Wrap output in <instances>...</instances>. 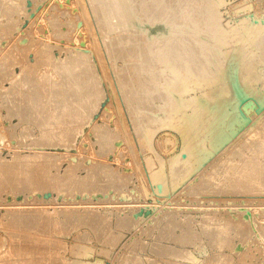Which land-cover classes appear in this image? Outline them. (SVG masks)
<instances>
[{
  "label": "rangeland",
  "instance_id": "obj_1",
  "mask_svg": "<svg viewBox=\"0 0 264 264\" xmlns=\"http://www.w3.org/2000/svg\"><path fill=\"white\" fill-rule=\"evenodd\" d=\"M97 1L98 2L96 3L95 0H89V1L88 0H16V1L0 0V20L2 19L0 21V25L2 24L1 26L3 27L2 28L0 26L1 29L0 30V164L2 163L0 165V186H1L0 187V264H85V263L86 264L88 263L89 264H132V263L133 264H175V263L176 264H206V263L218 264L220 262L223 264H232V263L233 264H264L263 261L264 260V253H263L264 252V187H263L264 166H262L264 165V157L262 155L263 157L262 158L261 154H259L261 152L264 153V148H263L264 147L263 145L264 144L263 142L264 139V100L263 99L264 98H262L264 97L263 94L264 93V56H263L264 55V42H263L264 41L263 38L264 37V0H209L210 2L213 1V3L211 2L210 4L212 8L208 4L209 3L208 0H206L205 3H203L204 0H201V2L198 0L197 1L193 0L194 3L196 2L198 4L196 3L194 4L191 0H189V2L188 0L187 1L173 0L174 3L171 6H173L174 8L169 6V4L173 2L171 0H168L170 1L169 4L165 0H141V1L131 0V4L133 5L132 7L134 8L135 11L137 10L135 14L137 16V22H138V26L136 29L130 28L131 33L129 29L125 30L121 26L122 25L121 23L123 22L119 20L118 17L119 14H117V12H119V0L118 2L116 0H113V2L112 0H108L109 2H107V0L103 2L102 0L100 1L97 0ZM180 2L181 3L184 2L183 3L184 5L181 4ZM94 4L96 5V7ZM97 4H99L102 9L100 7L97 8V6H99ZM107 4L110 5L109 6L110 10L107 8V10L109 11H106V7H108ZM174 4H176V6ZM205 4H208L209 9ZM12 5L15 7H13ZM92 6L93 8H96V10L95 9L93 10ZM141 6L142 9H140ZM189 6H193L194 8L192 7L190 8ZM161 7L165 9L162 10ZM177 7H179L180 10L177 11ZM99 8L100 11L97 12ZM115 8L118 10L117 12ZM200 8L203 10H201ZM213 8H215L216 10ZM144 9L146 10L148 9V10L146 11ZM181 9L183 11H186L187 13L182 12ZM191 9H194L195 13H197L198 16L197 14L194 13L193 10L192 12H190ZM139 10L142 11L139 12ZM164 10H166L167 12ZM93 11L94 12L96 11L97 14L98 13L99 14L97 15L96 12L94 13ZM171 11L173 14L170 13ZM199 11L201 13L200 15H199ZM204 11L206 12L202 13ZM109 12L110 13L112 12V14H109ZM159 12H161L162 14ZM164 12L165 14H163ZM174 13L176 14L180 13L179 14L180 18L179 17L176 18L177 19L176 21L174 17L175 16L177 17L178 14L177 15L175 14V16L173 17ZM215 14L218 16L219 21H217L218 18ZM114 15L116 18L115 21H114L115 19ZM162 15H164L166 19ZM182 15L183 16L185 15L187 18L185 16L183 17ZM189 15L191 18L189 17ZM208 15L210 19L209 18L205 19V17H208ZM167 16H168V20H167ZM170 17H173V19L171 18L170 20L169 19ZM197 17L199 19V23L198 20H196ZM96 18H98L99 20L100 18H102V20L103 21L105 20V22L103 23V21L100 20L102 23L100 24V21ZM189 18L190 20H188ZM200 18L201 20L204 21L206 20L205 22L209 24L205 23L204 21H200ZM214 18L216 20L212 22ZM106 20L109 22H107ZM172 20L176 22L174 23L175 26H172L174 25L173 24L174 21L169 22ZM182 20L184 21L183 23ZM178 21L180 22V24L181 23L182 24L180 25ZM115 22L117 23L115 24ZM200 22H202L204 25ZM218 22H221V24H219ZM106 23H109L111 27L108 24L106 25ZM111 23L113 24L114 27L112 26ZM187 23L189 25H187ZM89 24H91L93 27L92 26L90 27ZM103 25L104 28H101L103 27ZM177 25L179 29L178 27H176ZM213 25H216L217 27ZM191 26L192 28L193 27L194 28L192 29ZM213 27H215L216 29L215 28L213 29ZM249 28L255 30L252 31ZM106 29L107 31H105ZM170 29L173 36L172 35H169L168 37L166 36V39L171 37H173L171 39L183 38L180 40L183 42L182 44L183 46L182 47L180 46L181 48H179L180 49L179 52L177 51L178 49L174 46L171 47V49L169 50L164 49L165 51H162V49L161 50L158 49L159 46H157V44H160V42L157 43L156 41L160 39L159 35L163 33L165 34L169 33ZM247 29H249V31ZM212 30L214 31V34H212L213 33ZM244 30L247 31L248 33L245 32ZM175 31L177 32L179 31V34ZM208 31H210L211 33ZM218 31L221 33H218ZM190 32L193 34L191 35ZM224 32L226 33V35H224L225 34ZM133 33L134 35H131ZM135 33L137 40L136 38H134ZM187 34L190 37H188ZM251 34H253V36L254 35L256 36L252 37ZM188 38H190V41L187 40ZM166 39H160L159 41ZM227 39H229V41ZM244 39H246L247 42L248 41L250 42L251 45L248 42L249 47L247 45L246 40ZM186 40L187 42L190 43L184 44ZM218 40L221 45L218 43ZM221 41L226 45V47L224 44L222 46ZM141 43H143L144 45H142ZM254 43L256 44L255 47H253ZM261 43H263L262 46ZM190 44L192 46H189ZM199 44L204 45L206 48L204 46L203 48ZM259 44L260 46H258ZM135 46L138 47L137 50ZM186 46L189 48H186ZM199 46L200 48L202 47L199 50V51L202 50L201 52L198 51ZM133 47L135 49H133ZM152 47L155 49V52L154 49L152 50L150 49ZM194 47L195 49H197V54L195 50L193 51ZM259 47L263 49L262 52L261 49H259ZM173 48H175V50ZM182 48L186 50L184 51ZM256 48L258 51L256 50ZM129 49L130 50L132 49L133 52L130 51ZM156 49L158 51H156ZM172 49L174 51H171ZM203 49H205L206 52L205 50L203 51ZM138 50L140 55L138 53ZM144 50H146L145 51L146 54ZM147 50L148 53L150 50L151 52L147 54ZM259 50L261 53H263V55L259 52ZM140 51L141 52L143 51L144 55L143 53L141 54ZM108 52L110 53V55ZM117 52H119L120 54L119 53L116 54ZM134 52L137 53L134 54ZM152 52L154 56L152 55ZM157 52H162V53H160L159 56V53ZM165 52H167V54ZM173 52L176 53L172 54ZM184 52H186V54ZM187 52L190 54L188 55ZM227 52L228 53L230 52L229 54L230 58L229 55H227L228 54ZM237 52L239 53L242 52V53L240 55ZM179 53L180 54L182 53V56H180ZM193 53H195L196 55ZM231 53L233 54L231 55ZM250 53L254 57L251 58ZM200 54H201V58H200ZM210 54H213L211 56L212 57L211 59L213 60L208 58L210 57ZM214 54L217 55L218 57L215 56ZM256 54L257 55L261 54L258 55V57L260 56V58H258ZM141 55L143 57H141ZM155 55L158 59H155ZM238 55L241 56V57L239 56V58L241 59L239 58L235 59V57H238ZM74 56L76 57V59ZM127 56L129 57L128 58L129 60H127ZM149 56H151V58L148 59ZM185 56L186 58L189 57V60H191V64L194 65L190 66V63L188 62V58L187 59L183 58ZM119 57L122 59H120ZM139 57H141V60L139 59ZM145 57H146L145 61L147 60L149 63L151 62L149 60L152 59L156 61L155 63L152 60L154 62L153 67L152 66L150 67V64L147 61L146 62L143 61ZM103 58L104 60H101ZM198 58H200V60ZM204 58L205 61H203ZM249 58L251 60L250 64H248ZM161 59L163 61H161ZM208 59L210 62L208 61ZM238 59L239 61L237 62L241 68L235 62ZM135 60L136 62L137 61L140 62L139 65L138 62L137 65H135L136 63ZM172 60L177 61V65L179 64L180 67L181 66L183 67V68L181 67L182 70L181 69L179 70V66L178 68H175L176 62L174 63ZM193 60L196 62H194ZM80 61L81 62L84 61V64L83 63L81 64ZM132 61H134L135 63ZM142 61L144 62L145 66L143 65ZM178 61L180 63H178ZM202 61L206 62L207 64L209 63L211 68L209 67V65L207 66L206 63L205 66L208 69L204 68L205 66L203 65L204 63H201ZM153 62H151V64ZM182 62H184L185 64L183 65ZM197 62L200 65H198ZM251 63H255L257 68L255 64L251 65ZM162 64L163 65L165 64L166 66H163ZM240 64L241 65L243 64V66L245 65L244 68ZM201 65L204 67H202ZM236 65L238 67H236ZM138 66H141V68H139ZM193 66L194 68L196 67V71L200 74V76L203 77V79L194 70V68L189 72V70L192 69ZM198 66L199 67L201 66L204 69H201V67L199 68ZM251 67H252V71H254L253 74H255L254 77L251 71ZM148 68L151 69L150 72ZM162 68L165 70L163 71ZM209 68L213 72L210 71ZM247 68L248 71H246ZM146 69L148 70L147 72L145 71ZM83 70L85 71L83 72ZM204 70H208L213 74L216 73L217 76L215 75L216 77H214L215 78L214 79L213 74L209 73L208 71L207 72L205 71V73L210 74V75L207 74V77L209 76L208 78L211 77L210 79H208L206 76L205 77L203 76L205 75L204 73L203 75H201V73L204 72ZM174 71L176 73H174ZM245 71L248 72L249 74L245 73ZM162 72L163 75L166 76H163ZM238 72H241L242 74H248V76L245 75L243 76L240 73L241 77L243 78V80L240 79L242 81L240 82L246 88L248 87L247 88L248 90L250 89L249 92L245 91L247 93L244 92V88L242 84L239 82L238 77L240 78V74ZM156 73L159 77L160 74L163 77L157 79L156 78L157 75H154ZM179 73H181V75ZM185 73L188 74L186 75ZM190 73L192 76L190 75ZM196 73L198 74L197 76ZM219 73L222 74L219 75ZM237 74L239 76H237ZM126 76L130 77V79L127 78ZM179 76L183 78H179ZM250 76H252L253 78ZM64 77L67 78L65 79ZM148 77L151 78L148 79ZM191 77L194 79V81L196 79H199L198 80L199 84H195V82ZM152 78L157 79L158 81L154 79L152 80ZM189 78L192 79V83ZM180 79L181 80L183 79L182 80L183 82L180 81ZM175 81L176 82L179 81L177 82L179 84H177ZM206 81L209 82V85ZM215 81L220 83H217ZM54 82L57 83L55 84ZM227 82L234 85L240 83L238 84L239 89L242 86L241 88H243V90L240 89L241 92L240 93L239 90H236L233 87L234 85L233 86L231 85L232 86L231 88ZM184 83L185 85H188L189 83L191 84L188 85L189 90L187 94L185 93L182 95V93L179 92L178 89H180L184 85ZM223 83L226 86H223ZM149 84L150 86H148ZM86 85L88 87H86ZM201 85L203 86V88ZM168 87L169 88L171 87L170 89V91H172L171 93L165 90ZM225 87L228 88L230 87V89L228 88L226 89ZM154 88H156L155 91ZM190 88L192 89L190 90ZM209 88L211 90L210 94H209ZM222 88L229 90L231 93L233 91L231 89L234 88L236 92L234 94L235 97L232 94L231 95L232 98H230L231 100L228 99L229 101L223 98L225 92L222 91L225 90ZM151 89H153V91ZM256 89L263 93L258 92ZM125 90L127 93L125 92ZM131 90L133 91L131 92ZM192 90H194V92L196 91L195 92L196 94L192 92ZM90 91L93 93H91ZM177 91L180 93L178 97L184 100V102H182L180 105H177L176 99L175 101L173 100V98H176V96L179 94L177 93ZM133 92L134 95H132ZM173 92H175V94H172ZM212 92L215 93L216 98L214 97V94ZM220 92H222L223 95H221ZM142 93L144 94L143 97H142ZM258 93L263 94V96L259 94L260 97L261 96L262 97L261 98L258 97L259 96ZM156 94H158L161 100L159 98L157 99L158 96ZM208 94L209 97L210 95L212 96L211 101L214 100L213 104H211L212 102L209 101L210 98L208 97ZM204 95L205 97H203ZM218 95L221 96L220 100H219L220 97ZM131 96L134 97L135 101L132 99ZM153 96H155L156 100L154 99L153 101L150 102L151 98L153 99ZM147 97H151V98H147ZM232 99L234 103H231ZM236 99L238 105L236 104L235 101ZM119 101L121 102V104L119 103ZM139 101L141 103H139ZM220 101H223L222 104L224 105L223 106L221 104L222 106H220V108L225 107L227 102H228L227 105H229V102L231 103V105H229V108L227 105H226L227 107H225L228 108V111H226L227 109L225 108H223L224 110L221 108L222 113L224 111L223 113L224 115L222 117L220 116L222 113L218 109L220 105L219 104ZM169 102L170 103L172 102V104H170ZM183 103L186 105V107ZM190 103L192 104L190 105ZM193 103H195L196 105L198 103V105L197 106L195 104L193 105ZM208 103H210V105ZM215 103H218V107L217 104ZM169 104L172 107H167L169 106ZM232 104L234 105L233 107L235 109L232 107ZM141 105L143 106V108ZM164 106L166 107L164 108ZM179 106L182 110L178 109ZM192 106H194L195 108L199 106L200 108L199 107L198 108L201 111H198L199 110L198 108L195 109L194 111V108L192 109ZM235 106H237L239 109ZM209 107L211 108L209 109ZM183 108H187V109H183ZM206 108L209 111H207ZM214 109H216L215 114H214ZM175 110L178 113H176ZM204 110L205 113L203 114ZM232 110L236 112V115ZM40 111L43 113H39ZM170 111L172 112V114H174L173 116ZM191 111L192 114L193 113L195 114L192 116L195 117L196 119L191 117V119L193 118V122L195 123L194 125L193 124L189 125L190 126V127L188 126L189 129L187 127L188 135H190L188 136L186 135L187 131L183 132L185 130L183 127L185 122H189L187 120H188V116H191ZM198 112L202 114L200 115ZM207 112L209 113L210 117L207 116L208 115ZM229 113L230 114L232 113L231 115L233 117L230 116L231 119L230 117L228 118ZM241 113L242 116L240 115ZM176 114L178 115L176 116ZM182 114L185 115L184 118L182 117L183 116ZM218 114L221 118L218 116ZM238 114L240 116L237 117ZM203 115L205 118L202 117ZM214 115L216 117L218 116V119H216L218 122L215 119H213L216 118ZM234 116L236 117V119L239 118L241 121L239 120L236 121ZM133 117L134 119H132ZM197 118L198 121L200 120V122H196ZM204 119L209 120V125L208 122H206L207 120L205 121ZM219 121L220 123L222 122L223 124L227 121V123L230 125L228 127L227 126L228 124L225 123L226 127L225 125L222 127L223 124L222 123L220 124ZM229 121L232 122L229 123ZM213 122L215 123V126L217 128L214 126ZM237 122L238 123L240 122L241 124L240 123L238 124ZM142 123L143 125H141ZM203 123H205V125H203ZM217 123L220 125H218ZM180 126L181 128H179ZM203 126H205L206 129ZM207 126L209 127V129ZM233 126L235 127L234 130L232 129ZM98 127L101 128L99 129ZM174 127L175 128L178 127V128L175 130ZM218 127H222V128H218ZM182 128L184 129L183 131L181 130ZM210 128L212 129L214 128L213 130L216 131V134L214 133V131L212 132V129L211 131H209ZM199 129H202V131H205V133L199 132L201 131ZM224 129H226V131L229 130L227 131V133L229 132L227 134L228 137L226 134L224 135L222 134V133H226ZM94 130L96 132H94ZM190 130L194 132L191 131L192 133H189ZM222 130H224V132ZM235 130H237L236 131L237 133L231 132ZM177 131L180 133H178ZM220 131H221V135H220ZM194 133H197V136ZM208 133H210V135L213 137H209L210 135ZM231 133L235 135H231ZM115 134L119 138H117ZM181 134L182 135L184 134L183 138H186L184 139L185 141L182 140ZM217 134L219 135L217 136ZM185 135L189 138H187ZM215 135H216V139L218 137L216 142H214L216 140ZM194 136H196L198 140ZM224 137H226L229 140V142H227L228 140L225 142L224 140L226 138ZM190 138H192L193 140ZM200 138L202 139V141L199 140ZM205 138L208 140H206ZM210 138L212 139L214 145L217 144V142L219 143V145L217 144L218 147L215 145L218 149H216V147L213 145ZM230 138H232V140ZM194 139H196V141L199 142L197 143ZM204 139L205 141H203ZM187 140H191V142L190 141L186 142ZM192 141H195V143L193 144ZM207 141H209L208 143L210 144V147L208 143H206ZM219 141H221L222 143H220ZM223 141L225 144L223 143ZM200 142L202 144L205 143L204 145L207 147L202 146ZM186 143L189 144V149L191 150L187 149L188 145L186 147L185 146ZM190 143H192V145H190ZM101 144L105 150L103 149ZM194 146H197L198 148L200 146V149L198 150V148L196 147L193 148ZM211 146H213L216 150H214V148ZM184 147L187 150L191 151V153L188 152L186 149L183 150ZM201 149L204 151L202 152ZM227 149L228 150L236 149V150H233L234 152L231 153L229 152L231 150L227 152ZM192 150H194L195 152ZM206 150L207 151L210 150L211 151L210 154L212 153L213 154L209 155V153H206ZM237 150L239 152L241 151V154L238 153L237 155L238 152ZM186 151L188 152V154L190 153L191 155H193V156L190 155L192 159L189 157L188 154H186ZM214 151L216 152L214 153ZM224 151L225 153H223ZM250 151L254 153L251 154ZM255 151L258 153L257 155H254L256 154ZM192 152H194V154H192ZM203 153L205 156L208 155L210 157L207 156L206 157L207 160H206ZM226 153L230 158L227 156ZM234 153L237 155V157H235ZM244 153L247 156H243ZM203 157L205 158V160L203 159ZM197 158L202 159V162L198 161ZM219 159L224 162L222 161L220 162ZM225 160L227 161L225 162ZM237 160H239V165ZM243 160L245 161L244 163ZM234 161L237 162L235 163ZM254 161L257 162L253 164ZM175 162L178 163L179 165L176 164ZM197 162L199 165L197 164ZM174 163L176 164V166H180V163L183 166H189L190 164L188 169L192 166L189 169L191 172L185 170L183 172L184 174L182 173L178 174L180 176L179 177L173 171L174 168L173 166H175L173 165ZM193 163H195L194 166ZM232 163L238 165L237 166L238 168L235 167V169L234 168L232 169L231 167H234ZM243 164L245 165V167H243L244 166ZM103 165L105 169L103 168ZM249 165L250 167L258 166L256 168V170L258 171H255L256 174L255 172H253V174L249 176L250 178L242 173L245 171L244 169H246V167H247L246 170H249L250 168ZM228 166L230 167L231 170L228 169L229 168ZM239 169L240 171L243 169L242 172H240ZM171 170L174 173H172ZM232 170L233 172L230 173V171ZM260 170L263 172L262 173L263 177L261 175ZM201 171L203 174H201ZM158 172L161 173L159 174ZM238 173L240 174L238 175ZM232 174H234L235 176L234 175L231 176ZM255 175L257 177H255ZM93 176L95 178H93ZM118 177L119 179H117ZM229 177H231L230 179L234 177L233 181L232 180L228 181ZM239 177H241V179ZM246 177H247V182H243L246 181ZM251 177L256 181H252ZM108 178L109 179L112 178L111 179L112 181L109 180ZM238 178H239V183L241 185H239V183L238 184L235 183L236 186L232 185L233 182L238 181ZM248 179H251V181H249ZM116 182L118 185L116 184ZM256 182H258L259 184L257 183L258 185H256L255 184ZM120 183L123 185H120ZM110 184L112 185L113 188L112 187L108 188L111 186ZM119 188L120 191L122 192L119 191ZM226 189H229V192H226L228 191ZM237 190L240 192H237ZM194 192L196 197L194 195ZM236 214L240 216L238 217V215ZM127 220H129L130 222H128ZM241 221L243 222L241 223ZM131 223L133 225H131ZM169 224L170 226H168ZM237 228H240L241 230L238 231ZM225 229H228L227 230L228 234L224 233ZM242 229L244 230L247 229V230L244 231ZM220 230L221 232H217ZM193 232L194 234H192ZM168 235L170 236L171 239L169 238ZM180 237H183L185 239ZM188 237L191 241L188 239ZM257 238H259L258 241ZM185 240L188 241L189 244ZM242 240H244L245 242ZM183 241H185L186 243ZM211 243L214 245H212ZM242 243H244V245H242ZM169 253L171 255H169ZM229 257L231 260L229 259Z\"/></svg>",
  "mask_w": 264,
  "mask_h": 264
},
{
  "label": "bare ground",
  "instance_id": "obj_2",
  "mask_svg": "<svg viewBox=\"0 0 264 264\" xmlns=\"http://www.w3.org/2000/svg\"><path fill=\"white\" fill-rule=\"evenodd\" d=\"M10 1H11V0H10ZM15 1H16V0H15ZM88 1H89V0H88ZM95 1H96V3L98 2L97 0H95ZM99 1H100V0H99ZM103 1H106V0H102V2H103ZM116 1L118 2V0H116ZM140 1H141V0H140ZM140 1H139V2H140ZM165 1L168 2V4H169V2H170V1H168V0H165ZM165 1H164V2H165ZM171 1H173V0H171ZM174 1H175V0H174ZM174 1H173L171 4H169V6H171V5L174 3ZM186 1H187V0H186ZM191 1L193 2V0H191ZM196 1H197V0H196ZM198 1L201 2V0H198ZM205 1H206V0H204L203 3H205ZM208 1H209V0H208ZM22 2H23V1H22ZM93 2H94V1H93ZM93 2H92V3H93ZM107 2H109V1L107 0ZM110 2H111V1H110ZM112 2H113V0H112ZM117 2H116V3H117ZM132 2H133V1H132ZM151 2H152V1H151ZM166 2H165V3H166ZM188 2H189V0H188ZM211 2L213 3V1H211ZM211 2L209 1L208 4L210 5ZM1 3H2V2H1ZM83 3H84V2H83ZM114 3H115V2H114ZM114 3H113V4H114ZM134 3H136V2H134ZM142 3H143V1H142ZM180 3H181V2H180ZM183 3H184V2H183ZM183 3H181V4H183ZM186 3H187V2H186ZM190 3H191V2H190ZM193 3H194V2H193ZM195 3H196V2H195ZM195 3H194V4H195ZM22 4H24V3H22ZM103 4H105V3H103ZM108 4H109V3H108ZM108 4H107V5H108ZM152 4H153V3H152ZM176 4H177V2H176ZM176 4H174V5L176 6ZM187 4H188V3H187ZM196 4H198V3H196ZM208 4H205V5H207V7H208ZM214 4H216V3H214ZM94 5H95V4H94ZM94 5H93V6H94ZM97 5H99V4H97ZM116 5H118V4H116ZM135 5H136V4H135ZM135 5H134V6H135ZM140 5H141V4H140ZM140 5H139V7H140ZM147 5H148V4H147ZM156 5H157V4H156ZM161 5H162V4H161ZM164 5H165V4H164ZM178 5H179V3H178ZM178 5H177V6H178ZM183 5H184V4H183ZM185 5H186V4H185ZM189 5H191V4H189ZM201 5H202V4H201ZM217 5H219V4H217ZM12 6H13V5H12ZM22 6H23V5H22ZM22 6H21V7H22ZM93 6H92V9H93V10H94V9L96 10V8H93ZM103 6H105V5H103ZM109 6H110V5H108V7H106V11H109V10H110V9H109V8H110ZM132 6H133V5L131 4V0H119V12H117L118 10L115 8L117 14H119V16H118V17H119V20H120L121 22H123V23H121V24H122L121 26H122V28L125 29V30H126V29H129V30H130V28L136 29L137 26H138L137 16H136V14H135V12H136L137 10L135 11L134 8H133ZM159 6H160V5H159ZM169 6H168V7H169ZM181 6H182V5H181ZM181 6H179V7H181ZM196 6H198V5H196ZM203 6H204V5H203ZM13 7H15V6H13ZM21 7H20V8H21ZM95 7H96V5H95ZM98 7L101 8L100 5L97 6V8H98ZM117 7H118V6H117ZM143 7H144V6H143ZM149 7H150V5H149ZM157 7H158V6H157ZM163 7H164V6H163ZM163 7H161L162 10L165 9V8H163ZM171 7L174 8L173 6H171ZM179 7H177V11L180 10ZM189 7H190V8H191V7L194 8L193 6H189ZM199 7H200V6H199ZM199 7H198V8H199ZM210 7H211V5H210ZM215 7H216V6H215ZM100 8L97 10V12L100 11ZM107 8H108L109 10H107ZM136 8H137V7H136ZM151 8H152V7H151ZM159 8H160V7H159ZM169 8H170V7H169ZM184 8H185V7H184ZM198 8H196V9H198ZM201 8H202V7H201ZM201 8H200V9H201ZM211 8H212V7H211ZM3 9H4V8H3ZM7 9H8V8H7ZM12 9H13V8H12ZM15 9H16V8H15ZM101 9H102V8H101ZM113 9H114V7H113ZM140 9H142V6H141ZM182 9H183V8H182ZM182 9H181V10H182ZM200 9H199V10H200ZM205 9H206V8H205ZM205 9H204V10H205ZM208 9H209V7H208ZM213 9H215V8H213ZM1 10H2V9H1ZM103 10H104V8H103ZM103 10H102V11H103ZM111 10H112V8H111ZM144 10H146V9H144ZM147 10H148V9H147ZM147 10H146V11H147ZM149 10H150V9H149ZM154 10H155V8H154ZM156 10H157V9H156ZM162 10H160V11H162ZM172 10H173V9H172ZM174 10H176V9H174ZM184 10H185V9H184ZM192 10H193L194 13H195V10H194V9H191L190 12H192ZM201 10H203V9H201ZM215 10H216V9H215ZM215 10H214V11H215ZM6 11H7V10H6ZM12 11H13V10H12ZM12 11H11V12H12ZM140 11H142V10H139V12H140ZM151 11H152V9H151ZM151 11H150V12H151ZM164 11H166V10H164ZM168 11H170V10H168ZM93 12H94V11H93ZM93 12H92V13H93ZM95 12H96V11H95ZM95 12H94V13H95ZM97 12H96V14H97ZM148 12H149V11H148ZM156 12H157V11H156ZM166 12H167V11H166ZM173 12H174V11H173ZM182 12H186V11H183V10H182ZM188 12H189V11H188ZM205 12H206V11H204V12H202V13H205ZM207 12H208V11H207ZM1 13H2V12H1ZM100 13H101V12H100ZM106 13H107V12H106ZM114 13H115V12H114ZM114 13H113V14H114ZM137 13H138V12H137ZM159 13H161V12H159ZM170 13H172V11H171ZM186 13H187V12H186ZM210 13H211V12H210ZM210 13H209V14H210ZM217 13H218V12H217ZM7 14H8V13H7ZM96 14H95V15H96ZM98 14H99V13H98ZM98 14H97V15H98ZM109 14H112V12H111V13L109 12ZM117 14H116V15H117ZM145 14H146V13H145ZM145 14H144V15H145ZM161 14H162V13H161ZM163 14H165V12H164ZM172 14H173V13H172ZM172 14H171V16H172ZM175 14H176V13H174L173 17L175 16ZM177 14H178V13H177ZM177 14H176V15H177ZM179 14H180V13H179ZM179 14H178L177 17H176V16L174 17L175 21L177 20L176 18H178V17L180 18ZM182 14H184V13H182ZM195 14H197V13H195ZM200 14H201V13H200V11H199V15H200ZM212 14H213V13H212ZM5 15H6V14H5ZM87 15H88V14H87ZM101 15H103V14H101ZM107 15H108V14H107ZM140 15H141V14H140ZM153 15H154V14H153ZM157 15H158V14H157ZM192 15H193V14H192ZM206 15H207V14H206ZM215 15H216V14H215ZM220 15H221V14H220ZM93 16H94V14H93ZM99 16H100V15H99ZM146 16H147V15H146ZM158 16H159V15H158ZM162 16H164V15H162ZM162 16H161V18H162ZM182 16H183V15H182ZM184 16H185V15H184ZM184 16H183V17H184ZM187 16H188V15H187ZM197 16H198V14H197ZM201 16H203V15H201ZM216 16H217V15H216ZM95 17H96V16H95ZM108 17H109V16H108ZM111 17H113V16H111ZM116 17H117V16H116ZM173 17H170L169 19L171 20V18L173 19ZM185 17H186V16H185ZM189 17H190V15H189ZM213 17H214V16H213ZM103 18H104V17H103ZM114 18H115V15H114ZM164 18H165V16H164ZM186 18H187V17H186ZM190 18H191V17H190ZM190 18H189L188 20H190ZM201 18H202V17H201ZM201 18H200V21H204V20H201ZM207 18H209V15H208V17H205V19H207ZM215 18H216V17H215ZM215 18H214V20H212V22L216 20ZM217 18H218V16H217ZM8 19H9V18H8ZM96 19H98V18H96ZM117 19H118V18H117ZM155 19H156V18H155ZM165 19H166V18H165ZM182 19H185V18H182ZM202 19H203V18H202ZM209 19H210V18H209ZM1 20H2V19H1ZM1 20H0V21H1ZM87 20H88V19H87ZM98 20H99V19H98ZM100 20H102V18H100ZM100 20H99V21H100ZM107 20H110V19H107ZM107 20H106V21H107ZM112 20H113V19H112ZM115 20H116V18L114 19V21H115ZM119 20H118V21H119ZM167 20H168V16H167ZM167 20H166V21H167ZM186 20H187V19H186ZM186 20H185V21H186ZM188 20H187V21H188ZM193 20H194V19H193ZM196 20H198V23H199V19H198V17H197ZM102 21H103V20H102ZM173 21H174V20L169 21V22H173ZM175 21L173 22V24L176 23ZM179 21H180V20H179ZM179 21H178V23L180 24ZM187 21H186V22H187ZM205 21H206V20H205ZM205 21H204V22H205ZM209 21H210V20H209ZM217 21H219V18L217 19ZM217 21H216V22H217ZM59 22H60V21H59ZM69 22H71V21H69ZM97 22H98V21H97ZM104 22H105V20L103 21V23H104ZM107 22H109V21H107ZM157 22H158V21H157ZM160 22H162V21H160ZM183 22H184V21L182 20V23H183ZM186 22H185V25H186ZM188 22H189V21H188ZM193 22H194V21H193ZM221 22H222V21H221ZM221 22H218V23L221 24ZM72 23H73V22H72ZM89 23H91V22H89ZM116 23H117V22H115V24H116ZM142 23H143V22H142ZM182 23H181V24H182ZM189 23H190V22H189ZM200 23H202V22H200ZM205 23H207V22H205ZM210 23H211V22H210ZM214 23H215V22H214ZM7 24H8V23H7ZM11 24H12V23H11ZM18 24H19V23H18ZM63 24H64V23H63ZM97 24H98V23H97ZM100 24H102L101 21H100ZM107 24L109 25V23H106V25H107ZM111 24H112V23H111ZM164 24H165V22H164ZM181 24H180V25H181ZM202 24H203V23H202ZM207 24H209V23H207ZM211 24H212V23H211ZM219 24H218V25H219ZM1 25H2V24H1ZM1 25H0V26H1ZM5 25H6V24H5ZM9 25H10V24H9ZM14 25H15V24H14ZM59 25H60V24H59ZM61 25H62V24H61ZM64 25H65V24H64ZM89 25H90V27L92 26L91 24H89ZM150 25H151V24H150ZM167 25H168V24H167ZM171 25H172V24H171ZM185 25H184V26H185ZM187 25H189V24L187 23ZM197 25H198V24H197ZM199 25H200V24H199ZM203 25H204V24H203ZM205 25H206V24H205ZM216 25H217V24H216ZM216 25H213V26L217 27ZM6 26H7V25H6ZM6 26H5V27H6ZM19 26H20V25H19ZM109 26H110V25H109ZM109 26H108V27H109ZM112 26H113V24H112ZM115 26H116V25H115ZM172 26H175V24L172 25ZM172 26H171V27H172ZM220 26H221V25H220ZM222 26H223V25H222ZM1 27H2V26H1ZM5 27H4V28H5ZM12 27H13V26H12ZM12 27H11V28H12ZM17 27H18V25H17ZM92 27H93V26H92ZM97 27H98V26H97ZM110 27H111V26H110ZM113 27H114V26H113ZM176 27H178V25H177ZM188 27H190V26H188ZM196 27H197V26H196ZM198 27H199V26H198ZM202 27H203V26H202ZM202 27H200V28H202ZM208 27H209V26H208ZM211 27H212V25H211ZM215 27H213V29H214ZM260 27H261V26H260ZM2 28H3V27H2ZM9 28H10V27H9ZM98 28H99V27H98ZM101 28H104V25H103V27H101ZM117 28H118V26H117ZM174 28H175V27H174ZM174 28H173V30H174ZM191 28H192V26H191ZM191 28H189V29H191ZM193 28H194V27H193ZM193 28H192V29H193ZM258 28H259V26H258ZM16 29H17V28H16ZM54 29H55V28H54ZM57 29H58V28H57ZM112 29H113V28H112ZM178 29H179V27H178ZM184 29H185V28H184ZM187 29H188V28H187ZM196 29H197V28H196ZM198 29H199V28H198ZM210 29H212V28H210ZM215 29H216V28H215ZM218 29H219V28H218ZM249 29H251V28H249ZM249 29H247V30L249 31ZM260 29H261V28H260ZM0 30H1V29H0ZM99 30H100V29H99ZM103 30H104V29H103ZM110 30H111V29H110ZM173 30H172V31H173ZM180 30H181V27H180ZM182 30H183V29H182ZM185 30H186V29H185ZM194 30H195V29H194ZM220 30H221V27H220ZM222 30H223V29H222ZM224 30H225V29H224ZM251 30H252V29H251ZM253 30H255V29H253ZM253 30H252V31H253ZM54 31H55V30H54ZM57 31H58V30H57ZM105 31H107V29H106ZM108 31H109V29H108ZM111 31H112V30H111ZM127 31H128V30H127ZM132 31H133V30H132ZM138 31H139V30H138ZM189 31H191V30H189ZM212 31H213V30H212ZM215 31H217V30H215ZM225 31H226V30H225ZM244 31H245V30H244ZM257 31H260V30H257ZM257 31H256V34H257ZM7 32H8V31H7ZM59 32H60V29H59ZM121 32H122V31H121ZM142 32H143V31H142ZM168 32H169V31H168ZM175 32H177V31H175ZM192 32H193V30H192ZM208 32H210V31H208ZM245 32H247V31H245ZM245 32H244V33H245ZM64 33H65V32H64ZM103 33H104V32H103ZM130 33H131V30H130ZM136 33H137V31H136ZM136 33H135V37H134V38H136ZM138 33H139V32H138ZM173 33H174V32H173ZM177 33L179 34V31H178ZM180 33H181V32H180ZM184 33H185V32H184ZM186 33H187V32H186ZM197 33H198V32H197ZM210 33H211V32H210ZM218 33H221V32L218 31ZM222 33H223V32H222ZM224 33H225V32H224ZM247 33H248V32H247ZM251 33H252V32H251ZM254 33H255V32H254ZM259 33H260V32H259ZM59 34H60V33H59ZM61 34H62V33H61ZM93 34H94V33H93ZM126 34H127V33H126ZM143 34H144V33H143ZM147 34H148V33H147ZM178 34H177V37H178ZM182 34H183V33H182ZM182 34H180V35H182ZM188 34H189V33H188ZM188 34H187V36H188ZM190 34L192 35L193 33L190 32ZM190 34H189V35H190ZM194 34H195V31H194ZM212 34H214V31H213ZM216 34H217V33H216ZM241 34H242V32H241ZM261 34H262V33H261ZM261 34H260V35H261ZM131 35H134V33L131 34ZM169 35H172V36H173V34H172V32H171V29H170V32H169V33H166V34H165V33L160 34V35H159V38H160V39H166V36L168 37ZM184 35H185V34H184ZM184 35H183V37H184ZM224 35H226V33H225ZM224 35H223V36H224ZM249 35H250V32H249ZM251 35H252V37L256 36V35L253 36V34H251ZM258 35H259V34H258ZM27 36H29V35H27ZM93 36H94V35H93ZM124 36H125V35H124ZM144 36H145V35H144ZM187 36H186V37H187ZM216 36H217V35H216ZM31 37H32V36H31ZM95 37H96V36H95ZM131 37H133V36H131ZM170 37H171V36H170ZM174 37H175V36H174ZM181 37H182V36H181ZM181 37H179V38H181ZM188 37H190V36H188ZM224 37H225V36H224ZM241 37H242V35H241ZM249 37H251V36H249ZM249 37H248V39H249ZM18 38H19V37H18ZM29 38H30V37H29ZM134 38H132V39H134ZM141 38H142V37H141ZM147 38H148V37H147ZM171 38H173V37H171ZM171 38H168V39H166V40H161L162 42L159 41L160 39H159V40L156 39V40H157V41H156L157 43L160 42V44H157V46H159L158 49H160V50L162 49V51H165L164 49H168V50H169V49H171V47L174 46V47H176V48L178 49L177 51L179 52V50H180L179 48H181V47L183 46V45H182L183 42L180 41V40L183 39V38H181V39H176V38H175V39H171ZM219 38H221V37H219ZM219 38H218V39H219ZM263 38H264V37H263ZM30 39H31V38H30ZM32 39H33V38H32ZM94 39H95V38H94ZM129 39H130V38H129ZM138 39H139V38H138ZM143 39H144V38H143ZM215 39H216V38H215ZM215 39H214V40H215ZM224 39H225V38H224ZM252 39H254V38H252ZM261 39H262V38H261ZM28 40H29V39H28ZM95 40H96V39H95ZM104 40H105V39H104ZM125 40H126V38H125ZM136 40H137V38H136ZM184 40H185V39H184ZM187 40L190 41V38H188ZM187 40H186V42H184V44H185V43H187V44L190 43V42H187ZM227 40L229 41V39H227ZM244 40H246V39H244ZM256 40H257V39H256ZM30 41H32V40H30ZM140 41H141V40H140ZM228 41H227V44H228ZM251 41H252V40H251ZM102 42H103V41H102ZM121 42H122V41H121ZM128 42H130V41H128ZM131 42H132V41H131ZM141 42H142V41H141ZM145 42H146V41H145ZM181 42H182V43H181ZM191 42H192V41H191ZM215 42H216V41H215ZM238 42H239V41H238ZM246 42H247V40H246ZM248 42H249V41H248ZM248 42H247V45H248ZM257 42H259V41H257ZM257 42H255V43H257ZM260 42H261V41H260ZM263 42H264V41H263ZM106 43H107V42H106ZM106 43H105V44H106ZM109 43H110V42H109ZM132 43H133V42H132ZM138 43H139V41H138ZM147 43H148V42H147ZM213 43H214V42H213ZM218 43H219V40H218ZM221 43H222V41H221ZM244 43H245V42H244ZM255 43H254L253 47H255V45H256ZM118 44H119V43H118ZM118 44H117V45H118ZM130 44H131V43H130ZM141 44L144 45L143 43H141ZM191 44H192V43H191ZM191 44H190L189 46H192ZM193 44H194V43H193ZM195 44H196V43H195ZM203 44H204V42H203ZM214 44H215V43H214ZM219 44H220V43H219ZM223 44H224V43H222V46H223ZM240 44H241V43H240ZM249 44H250V42H249ZM23 45H24V44H23ZM42 45H43V44H42ZM135 45H136V44H135ZM138 45H139V44H138ZM138 45H137V46H138ZM153 45H154V44H153ZM153 45H152V46H153ZM155 45H156V43H155ZM199 45H201V44H199ZM206 45H207V43H206ZM216 45H217V44H216ZM216 45H215V46H216ZM220 45H221V44H220ZM224 45H225V44H224ZM242 45H243V43H242ZM250 45H251V44H250ZM262 45H263V43H261V46H262ZM12 46H13V45H12ZM16 46H17V45H16ZM36 46H37V45H36ZM98 46H99V45H98ZM120 46H121V45H120ZM140 46H141V45H140ZM140 46H139V47H140ZM150 46H151V45H150ZM180 46H181V47H180ZM187 46H188V45H187ZM187 46H186V48H189V47H187ZM193 46H195V45H193ZM201 46L203 47L204 45H201ZM212 46H213V45H212ZM217 46H218V45H217ZM217 46H216V47H217ZM222 46H221V47H222ZM228 46H229V45H228ZM228 46H227V47H228ZM258 46H260V44H259ZM135 47H136V46H135ZM144 47H145V46H144ZM195 47H197V46H195ZM195 47L193 48V51L195 50V52H196V54H197V49H195ZM202 47H201V48H202ZM204 47H205V46H204ZM204 47H203V48H204ZM208 47H209V46H208ZM225 47H226V45H225ZM248 47H249V45H248ZM248 47H247V48H248ZM250 47H251V46H250ZM117 48H118V47H117ZM137 48H138V47H136V50H137ZM142 48H143V47H142ZM148 48H149V47H148ZM148 48H147V49H148ZM201 48H200V46H199V47H198V51H199ZM205 48H206V47H205ZM251 48H252V47H251ZM20 49H22V48H20ZM125 49H126V48H125ZM133 49H135V48L133 47ZM143 49H144V48H143ZM150 49L152 50V49H154V48L152 47V48H150ZM173 49L175 50V48H173ZM173 49H172L171 51H174ZM182 49H183V48H182ZM219 49H220V47H219ZM254 49H255V48H254ZM259 49H261V48L259 47ZM98 50H99V48H98ZM106 50H107V49H106ZM111 50H112V49H111ZM115 50H116V49H115ZM129 50H130V49H129ZM139 50H140V49H139ZM139 50H138V53H139ZM141 50H142V49H141ZM151 50L149 51V53L151 52ZM183 50H184V49H183ZM185 50H186V49H185ZM185 50H184V51H185ZM187 50H188V49H187ZM189 50H190V49H189ZM204 50H205V49H203V51H204ZM230 50H231V49H230ZM236 50H237V49H236ZM240 50H241V49H240ZM252 50H253V49H252ZM252 50H251V51H252ZM256 50H257V48H256ZM262 50H263V49H261V52H262ZM47 51H48V50H47ZM116 51H117V50H116ZM130 51H132V49H131ZM145 51H146V50H144V52H145ZM156 51H158V50L156 49ZM193 51H191V52H193ZM201 51H202V50H201ZM201 51H199V52H201ZM221 51H222V49H221ZM221 51H220V52H221ZM253 51H254V50H253ZM257 51H258V50H257ZM257 51H256V53H257ZM14 52H15V51H14ZM109 52H110V51H109ZM109 52H108V53H109ZM124 52H125V51H124ZM128 52H129V51H128ZM132 52H133V51H132ZM132 52H131V53H132ZM140 52H141V51H140ZM154 52H155V49H154ZM168 52H169V51H168ZM180 52H182V51H180ZM199 52H198V53H199ZM205 52H206V50H205ZM230 52H231V51H230ZM230 52H229V53L227 52V53H228L227 55H229ZM259 52H260V50H259ZM261 52H260V53H261ZM10 53H11V52H10ZM96 53H97V51H96ZM96 53H95V54H96ZM98 53H99V52H98ZM118 53H119V52H117L116 54H118ZM136 53H137V52H136ZM136 53L134 52V54H136ZM142 53H143V51L141 52V54H142ZM149 53H148V50H147V54H149ZM157 53H159V56H160V53H162V52H157ZM165 53L167 54V52H165ZM175 53H176V52H175ZM175 53L173 52L172 54H175ZM184 53L186 54V52H184ZM187 53H188V52H187ZM202 53H203V52H202ZM212 53H213V50H212ZM235 53H236V52H235ZM237 53H239V52H237ZM241 53H242V52H240L239 54L241 55ZM254 53H255V52H254ZM100 54H101V53H100ZM102 54H103V53H102ZM119 54H120V53H119ZM124 54H125V53H124ZM126 54H127V53H126ZM145 54H146V52H145ZM169 54H170V53H169ZM172 54H171V55H172ZM179 54H180V53H179ZM185 54H184V55H185ZM189 54H190V53H188V55H189ZM191 54H192V53H191ZM193 54H195V53H193ZM196 54H195V55H196ZM205 54H206V53H205ZM207 54H208V53H207ZM232 54H233V53H231V55H232ZM261 54L263 55V53H261ZM261 54H258V55H261ZM44 55H45V54H44ZM103 55H104V54H103ZM107 55H108V54H107ZM109 55H110V53H109ZM131 55H132V54H131ZM139 55H140V53H139ZM143 55H144V53H143ZM152 55L154 56L153 52H152ZM152 55H151V56H152ZM157 55H158V54H157ZM163 55H164V54H163ZM177 55H178V54H177ZM184 55H183V56H184ZM195 55H194V56H195ZM212 55H213V54H210V57H208V56H207V57L211 59V58H212V57H211ZM214 55H215V54H214ZM240 55H238V57H235V59H236V58H239ZM258 55L256 54L257 57H258ZM111 56H112V54H111ZM115 56H116V55H115ZM117 56H118V55H117ZM121 56H122V55H121ZM125 56H126V55H125ZM128 56H129V55H128ZM128 56H127V60H129V59H128V58H129ZM132 56H133V55H132ZM145 56H146V55H145ZM151 56H149L148 59L151 58ZM161 56H162V55H161ZM167 56H168V55H167ZM169 56H170V55H169ZM172 56H173V55H172ZM180 56H182V53L180 54ZM204 56H205V55H204ZM215 56H217V55H215ZM250 56H251V58L254 57V56H252L251 53H250ZM263 56H264V55H263ZM13 57H14V56H13ZM42 57H43V56H42ZM74 57H75V56H74ZM102 57H103V56H102ZM102 57H100V58H102ZM141 57H143V56L141 55ZM141 57H139L140 60H141ZM174 57H175V55H174ZM176 57H178V56H176ZM198 57H199V54H198ZM202 57H203V54H202ZM213 57H214V56H213ZM217 57H218V56H217ZM240 57H241V56H240ZM257 57H256V58H257ZM15 58H16V57H15ZM112 58H113V57H112ZM115 58H116V57H115ZM119 58H120V57H119ZM125 58H126V57H125ZM162 58H164V57H162ZM168 58H169V57H168ZM171 58H172V57H171ZM171 58H170V59H171ZM181 58H182V57H181ZM183 58H185V59L188 58V62L190 63V66H191V65H194V64H191V60H189V57L186 58V56H185V57H183ZM194 58H196V57H194ZM200 58H201V54H200ZM200 58H198V59L200 60ZM226 58H228V57H226ZM229 58H230V55H229ZM233 58H234V57H233ZM258 58H260V56H259ZM75 59H76V57H75ZM117 59H118V58H117ZM120 59H122V58H120ZM145 59H146V57L143 59V61H145ZM155 59H158V58L156 57V55H155ZM174 59H175V58H174ZM190 59H191V58H190ZM192 59H193V58H192ZM239 59H241V58H239ZM239 59L235 61L237 65H238V62H237V61H239ZM254 59H255V58H254ZM101 60H104V58L101 59ZM152 60L154 61V59H152ZM152 60H149V61L153 62ZM165 60H166V59H165ZM177 60H178V59H177ZM179 60H180V58H179ZM182 60H183V59H182ZM202 60H203V59H202ZM206 60H207V59H206ZM211 60H213V59H211ZM225 60H226V59H225ZM227 60H228V59H227ZM231 60H232V59H231ZM43 61H44V60H43ZM73 61H74V60H73ZM88 61H89V60H88ZM143 61H142V63H143V65H144V62H143ZM146 61H147V60H146ZM146 61H145V62H146ZM161 61H163V60L161 59ZM167 61H168V59H167ZM172 61H173V60H172ZM183 61H184V60H183ZM193 61H194V60H193ZM193 61H192V63H193ZM203 61H205V58H204ZM203 61H202L201 63H204L203 65L205 66V63H206V62H203ZM208 61H209V59H208ZM215 61H216V58H215ZM250 61H251V60H250V58H249V62H248V64H250ZM252 61H253V60H252ZM257 61H258V59H257ZM38 62H39V61H38ZM66 62H67V61H66ZM68 62H69V61H68ZM70 62H71V60H70ZM105 62H106V61H105ZM110 62H111V61H110ZM132 62H134V61H132ZM135 62H136V60H135ZM135 62H134V63H135ZM137 62H138V61H137ZM137 62L135 63V65H137ZM147 62H148V61H147ZM151 62H150V63L148 62V63L150 64V67H151V66L153 67L154 62L156 63V61H154L152 64H151ZM158 62H159V61H158ZM158 62H157V64H158ZM173 62H174V63L176 62L175 65H176L177 67L175 66V68H178L179 64L177 65V61L174 60ZM180 62H181V60H180ZM180 62L178 61V63H180ZM194 62H196V61H194ZM198 62H200V61H198ZM198 62H197V64H198ZM209 62H210V61H209ZM212 62H213V61H212ZM212 62H211V63H212ZM229 62H230V61H229ZM229 62H228V64H229ZM61 63H62V62H61ZM74 63H75V62H74ZM80 63H81V64H82V63L84 64V61H83V62L80 61ZM98 63H99V62H98ZM100 63H101V62H100ZM139 63H140V62H138V65H139ZM142 63H141V64H142ZM148 63H147V64H148ZM161 63H162V62H161ZM161 63H159V64H161ZM231 63H232V61H231ZM233 63H234V62H233ZM240 63H241V60H240ZM255 63H256V61H255ZM255 63H251V65H252V64H255ZM132 64H133V63H132ZM172 64H173V63H172ZM182 64L184 65L185 63L182 62ZM182 64H181V65H182ZM197 64H196V66H197ZM213 64H214V63H213ZM234 64H235V63H234ZM27 65H28V64H27ZM35 65H36V64H35ZM46 65H47V64H46ZM59 65H60V64H59ZM102 65H103V64H102ZM162 65H163V64H162ZM173 65H174V64H173ZM188 65H189V64H188ZM198 65H200V64H198ZM206 65L208 66L209 63H208V64L206 63ZM237 65H236V67L239 66V65H238V66H237ZM240 65H241V64H240ZM86 66H87V63H86ZM91 66H92V65H91ZM128 66H129V65H128ZM144 66H145V65H144ZM148 66H149V65H148ZM148 66H146V67H148ZM163 66H166V65L164 64ZM167 66H168V65H167ZM201 66H202V65H201ZM201 66H200V67H201ZM204 66H202V67H204ZM241 66L244 68L245 65L243 66V64H242ZM246 66H247V65H246ZM255 66H256V64H255ZM74 67H75V66H74ZM74 67H73V69H74ZM79 67H80V66H79ZM104 67H105V65H104ZM131 67H132V66H131ZM138 67L141 68V66H138ZM146 67H145V68H146ZM181 67H182V66H181ZM181 67L179 66V70L181 69ZM184 67H185V66H184ZM188 67H189V66H188ZM198 67H199V66H198ZM198 67H197V68H198ZM200 67H199V68H200ZM202 67H201V69L206 68V66H205L204 68H202ZM209 67H210V65H209ZM239 67H240V66H239ZM249 67H250V65H249ZM60 68H61V67H60ZM94 68H95V67H94ZM156 68H157V67H156ZM156 68H155V69H156ZM182 68H183V67H182ZM186 68H187V67H186ZM193 68H194V66L192 67V69L189 70V72H190L191 70H193ZM210 68H211V67H210ZM210 68H209V70H210ZM240 68H241V67H240ZM240 68H239V69H240ZM245 68H246V67H245ZM256 68H257V66H256ZM6 69H7V68H6ZM158 69H159V68H158ZM162 69H163V68H162ZM166 69H167V68H166ZM206 69H208V68H206ZM233 69H234V67H233ZM64 70H65V69H64ZM148 70H149V72L151 71V69H149V68H148ZM148 70L146 69L145 71L147 72ZM152 70H153V69H152ZM159 70H160V69H159ZM164 70H165V69H163V71H164ZM173 70H174V69H173ZM176 70H177V69H176ZM181 70H182V69H181ZM186 70H187V69H186ZM194 70L196 71V67L194 68ZM197 70H199V69H197ZM235 70H236V69H235ZM237 70H238V69H237ZM7 71H8V70H7ZM70 71H71V70H70ZM73 71H74V70H73ZM84 71H85V70H83V72H84ZM130 71H131V70H130ZM130 71H129V72H130ZM135 71H136V70H135ZM140 71H141V70H140ZM143 71H144V70H143ZM161 71H162V70H161ZM161 71H160V72H161ZM195 71H194V72H195ZM205 71L207 72L208 70H204V72H202L201 75H203V73H204L205 75H203V76H204V77H205V76L207 77V74L210 75L209 73H211L210 71H212V70L208 71L209 73H205ZM222 71H223V70H222ZM246 71H248V68L246 69ZM246 71H245V73H248V72H246ZM251 71H252V67H251ZM63 72H64V71H63ZM77 72H78V71H77ZM90 72H91V71H90ZM90 72H89V73H90ZM149 72H148V73H149ZM155 72H156V70H155ZM160 72H157V73H160ZM180 72H182V71H180ZM184 72H185V70H184ZM186 72H187V71H186ZM189 72H188V73H189ZM192 72H193V71H192ZM196 72H197V71H196ZM200 72H201V70H200ZM212 72H213V71H212ZM234 72H235V71H234ZM241 72H242V70H241ZM241 72H238V73L240 74ZM249 72H250V71H249ZM6 73H7V72H6ZM97 73H98V72H97ZM126 73H127V72H126ZM152 73H153V72H152ZM157 73L154 74V75H157ZM174 73H176V72L174 71ZM188 73H187V74H188ZM197 73H198V72H197ZM197 73H196V76L199 74V73H198V74H197ZM226 73H227V72H226ZM229 73H230V71H229ZM253 73H254V71H252V74H253ZM65 74H66V73H65ZM71 74H72V73H71ZM87 74H88V73H87ZM179 74L181 75V73H179ZM183 74H184V73H183ZM185 74H186V73H185ZM187 74H186V75H187ZM194 74H195V73H194ZM211 74H213V73H211ZM217 74H218V73H217ZM220 74H222V73H219V75H220ZM231 74H232V73H231ZM241 74H242V73H241ZM241 74H240V78L238 77L239 82L241 81L240 79L243 80V78L241 77ZM248 74H249V73H248ZM248 74H242V75H243V76H244V75H245V76H248ZM252 74H251V75H252ZM59 75H61V74H59ZM78 75H79V74H78ZM94 75H95V74H94ZM123 75H124V74H123ZM135 75H136V74H135ZM140 75H141V74H140ZM150 75H151V73H150ZM162 75H163V72H162ZM177 75H178V73H177ZM190 75H191V73H190ZM213 75H214L213 78L217 76L216 73H214ZM215 75H216V76H215ZM225 75H226V74H225ZM229 75H230V74H229ZM66 76H67V75H66ZM137 76H138V75H137ZM137 76H136V77H137ZM148 76H149V75H148ZM163 76H166V75H163ZM163 76H161V74H160V77L157 75L156 78H157V79H160V78L163 77ZM191 76H192V75H191ZM194 76H195V75H194ZM199 76H200V74H199ZM199 76H198V77H199ZM226 76H227V75H226ZM237 76H239V75L237 74ZM254 76H255V74H253V77H254ZM28 77H29V76H28ZM57 77H58V76H57ZM59 77H60V76H59ZM81 77H82V76H81ZM86 77H88V76H86ZM93 77H94V76H93ZM126 77H127V76H126ZM152 77H153V75H152ZM158 77H159V78H158ZM189 77H190V76H189ZM200 77L203 79L202 76H200ZM200 77H199V78H200ZM208 77H209V76H208ZM208 77H207V78H208ZM222 77H223V75H222ZM250 77H252V76H250ZM253 77H252V78H253ZM64 78L66 79L67 77H64ZM90 78H91V77H90ZM123 78H124V76H123ZM123 78H122V79H123ZM127 78L130 79V77H127ZM149 78H151V77H148V79H149ZM171 78H172V77H171ZM179 78H183V77H180V76H179ZM179 78H178V79H179ZM185 78H186V77H185ZM191 78H192V77H191ZM191 78H189V79L191 80V83H192V79H193V78H192V79H191ZM195 78H197V77H195ZM210 78H211V77H210ZM210 78H208V79H210ZM218 78H220V77H218ZM218 78H217V79H218ZM234 78H235V76H234ZM252 78H251V79H252ZM86 79H87V78H86ZM133 79H134V78H133ZM153 79H154V78H152V80H153ZM157 79H154V80L158 81ZM172 79H173V78H172ZM175 79H176V78H175ZM189 79H188V80H189ZM214 79H215V78H214ZM226 79H227V78H226ZM226 79H225V80H226ZM228 79H229V78H228ZM13 80H14V79H13ZM38 80H39V79H38ZM56 80H57V79H56ZM69 80H70V79H69ZM79 80H80V78H79ZM166 80H167V79H166ZM182 80H183V79H182ZM182 80L180 79V81H182ZM184 80H185V79H184ZM198 80H199V79H196V80L194 81V79H193V81L195 82V84H199V83H198ZM229 80H230V79H229ZM233 80H236V79H233ZM10 81H11V80H10ZM35 81H36V80H35ZM67 81H68V80H67ZM67 81H66V82H67ZM88 81H89V80H88ZM94 81H95V80H94ZM118 81H119V80H118ZM124 81H125V79H124ZM156 81H155V82H156ZM159 81H160V80H159ZM208 81H210V80H208ZM226 81H227V80H226ZM237 81H238V80H237ZM27 82H29V81H27ZM62 82H63V81H62ZM119 82H120V81H119ZM127 82H129V81H127ZM148 82H149V81H148ZM148 82H147V83H148ZM175 82H176V81H175ZM177 82H179V81H177ZM177 82H176V83H177ZM182 82H183V81H182ZM186 82H187V81H186ZM194 82H193V84H194ZM200 82H201V80H200ZM203 82H205V81H203ZM203 82H202V83H203ZM206 82H207V81H206ZM215 82H217V81H215ZM241 82H242V81H241ZM241 82H240V83H241ZM23 83H24V82H23ZM54 83H55V82H54ZM56 83H57V82H56ZM56 83H55V84H56ZM72 83H73V82H72ZM72 83H71V84H72ZM122 83H123V82H122ZM134 83H135V82H134ZM150 83H151V82H150ZM152 83H153V82H152ZM170 83H171V82H170ZM191 83H189V84H191ZM207 83H208V85H209V82H207ZM211 83H213V82H211ZM217 83H220V82H217ZM224 83H225V82H224ZM224 83H223V86H226V85H224ZM227 83H228V82H227ZM235 83H236V81H235ZM240 83H238V84H240ZM30 84H31V83H30ZM41 84H42V83H41ZM84 84H85V81H84ZM84 84H83V85H84ZM119 84H120V83H119ZM119 84H118V85H119ZM125 84H126V83H125ZM128 84H129V83H128ZM132 84H133V83H132ZM177 84H179V83H177ZM177 84H176V85H177ZM180 84H181V83H180ZM186 84H187V83H186ZM189 84H188V85H189ZM200 84H201V83H200ZM204 84H205V83H204ZM228 84L230 85L231 88H232V86L234 85V84H230V83H228ZM228 84H227V86H228ZM238 84H235V85L233 86L236 90H239V92H240V89L243 90V88H244V92H245V91H248V92H249L250 89L248 90V89H247L248 87L246 88V87L241 83L242 86H243V88H241L242 86L240 85L241 87H240V89H239V85H238ZM18 85H19V84H18ZM78 85H79V84H78ZM80 85H81V84H80ZM89 85H90V84H89ZM126 85H127V84H126ZM157 85H158V84H157ZM157 85H156V86H157ZM167 85H168V84H167ZM167 85H166V86H167ZM188 85H185V83H184V85H183V86L181 85L182 87L180 86L181 88L178 89L179 92L182 93V95L185 94V93L187 94V92H188V90H189V86H188ZM216 85H217V84H216ZM231 85H232V86H231ZM12 86H13V85H12ZM93 86H94V84H93ZM122 86H123V85H122ZM140 86H141V84H140ZM143 86H144V85H143ZM148 86H150V84H149ZM151 86H152V85H151ZM153 86H154V85H153ZM169 86H170V85H169ZM178 86H179V85H178ZM190 86H191V85H190ZM196 86H198V85H196ZM196 86H195V87H196ZM201 86H202V85H201ZM247 86H249V85H247ZM261 86H263V85H261ZM67 87H68V86H67ZM78 87H79V86H78ZM86 87H88V86L86 85ZM199 87H200V86H199ZM208 87H210V86H208ZM221 87H222V86H221ZM230 87H229V88H228V87H225V88H226V89H227V88L230 89ZM44 88H45V87H44ZM61 88H62V87H61ZM80 88H81V87H80ZM122 88H123V87H122ZM136 88H137V87H136ZM156 88H157V87H156ZM156 88H154V91H155ZM172 88H174V87H172ZM176 88H177V87H176ZM176 88H175V89H176ZM193 88H194V87H193ZM196 88H197V87H196ZM196 88H195V89H196ZM200 88H201V87H200ZM202 88H203V86H202ZM202 88H201V89H202ZM216 88H217V87H216ZM225 88H222V89L225 90V91H222V92H225L224 95H223L222 92H220V94L223 95V98H225V99H227V100H228V99L231 100V99H230V98H232L231 95L233 94V96H234V94H235L236 92H235L234 88L231 89V90L234 91V93H233V91H232V93H231L229 90H226ZM256 88H257V86H256ZM91 89H92V88H91ZM97 89H98V88H97ZM170 89H171V87H170V88L168 87V88H166L165 90H167V91H169V92L171 93L172 91H170ZM175 89H174V90H175ZM191 89H192V88H190V90H191ZM201 89H200V90H201ZM217 89H218V88H217ZM246 89H247V90H246ZM58 90H59V89H58ZM99 90H100V89H99ZM127 90H128V89H127ZM149 90H150V89H149ZM149 90H147V91H149ZM151 90L153 91V89H151ZM160 90H161V89H160ZM218 90H219V89H218ZM256 90H257V89H256ZM25 91H26V90H25ZM31 91H32V90H31ZM66 91H67V90H66ZM100 91H101V90H100ZM132 91H133V90H131V92H132ZM145 91H146V90H145ZM145 91H144V92H145ZM167 91H166V92H167ZM204 91H205V89H204ZM204 91H203V92H204ZM210 91H211V90H210V88H209V94H210ZM213 91H214V90H213ZM228 91H229V93H231V94H229ZM257 91H258V92H261V91H259V90H257ZM56 92H57V91H56ZM90 92H91V91H90ZM95 92H96V91H95ZM125 92H126V90H125ZM144 92H143V93H144ZM179 92L177 91V93H179ZM189 92H190V91H189ZM192 92H194V90H192ZM195 92H196V91H195ZM195 92H194V93H195ZM207 92H208V89H207ZM207 92H206V93H207ZM215 92H216V90H215ZM11 93H12V92H11ZM71 93H72V92H71ZM71 93H70V94H71ZM91 93H93V92H91ZM126 93H127V92H126ZM135 93H136V92H135ZM143 93H142V97H143V95H144ZM154 93H155V92H154ZM156 93H158V92H156ZM212 93H213V92H212ZM218 93H219V91H218ZM240 93H241V92H240ZM240 93H239V94H240ZM245 93H247V92H245ZM261 93H263V92H261ZM261 93H258V95L261 94ZM14 94H15V93H14ZM53 94H54V93H53ZM60 94H61V93H60ZM65 94H66V92H65ZM84 94H85V93H84ZM84 94H83V95H84ZM102 94H103V93H102ZM123 94H124V93H123ZM129 94H130V93H129ZM131 94H132V93H131ZM140 94H141V92H140ZM146 94H147V93H146ZM150 94H151V93H150ZM161 94H162V92H161ZM167 94H168V93H167ZM167 94H166V95H167ZM172 94H175V92H173ZM195 94H196V93H195ZM203 94H204V93H203ZM209 94H208V97H209ZM213 94H214V97L216 98L215 93H213ZM242 94H243V93H242ZM263 94H264V93H263ZM263 94H261V95L263 96ZM62 95H63V94H62ZM62 95H61V96H62ZM132 95H134V92H133ZM147 95H148V94H147ZM156 95L158 96V94H156ZM156 95H155V96H156ZM168 95H169V94H168ZM170 95H171V94H170ZM179 95H180V93L176 96V98H173V97H172L174 101H175V99H176V103H177V105H180L182 102H184L183 99H181L180 97H178ZM182 95H181V96H182ZM236 95H238V94H236ZM240 95H241V94H240ZM73 96H74V95H73ZM84 96H85V95H84ZM91 96H92V95H91ZM127 96H128V95H127ZM150 96H151V95H150ZM155 96H153V99H152L151 97H147V98H151V100L149 99L150 102H151V101H153V100L155 99ZM164 96H165V95H164ZM171 96H172V95H171ZM218 96H219V95H218ZM256 96H257V95H256ZM262 96H261V97H262ZM37 97H38V96H37ZM68 97H69V96H68ZM75 97H76V96H75ZM75 97H74V98H75ZM117 97H118V96H117ZM122 97H123V96H122ZM124 97H125V96H124ZM131 97H132V96H131ZM142 97H141V99H142ZM162 97H163V96H162ZM166 97H167V96H166ZM182 97H183V96H182ZM185 97H186V96H185ZM203 97H205V95H204ZM206 97H207V96H206ZM214 97H213V98H214ZM219 97H220V98H219V100H220V99H221V96H219ZM234 97H235V96H234ZM258 97H260V95H259ZM261 97H260V98H261ZM137 98H138V96H137ZM158 98H159V96L157 97V99H158ZM168 98H169V97H168ZM172 98H171V99H172ZM190 98H191V97H190ZM193 98H194V97H193ZM209 98H210L209 101L212 102L211 104H213V103H214V102H213L214 100L212 99L213 101H211L212 96L210 95ZM262 98H264V97H262ZM58 99H59V98H58ZM61 99H62V98H61ZM69 99H70V98H69ZM80 99H81V98H80ZM95 99H96V97H95ZM95 99H94V100H95ZM98 99H99V97H98ZM124 99H125V98H124ZM126 99H127V98H126ZM132 99L134 100V97H132ZM135 99H136V98H135ZM139 99H140V98H139ZM141 99H140V100H141ZM159 99H160V98H159ZM162 99H163V98H162ZM171 99H170V100H171ZM194 99H195V98H194ZM233 99H234V98H233ZM233 99H232V102H231V103H234V102H233ZM237 99H238V97H237ZM237 99L235 100V101H236V104H237ZM12 100H13V99H12ZM73 100H75V99H73ZM73 100H72V101H73ZM85 100H86V99H85ZM89 100H90V99H89ZM117 100H118V99H117ZM133 100H132V101H133ZM149 100H148V101H149ZM155 100H156V99H155ZM160 100H161V99H160ZM166 100H167V99H166ZM166 100H165V101H166ZM182 100H183V101H182ZM215 100H216V99H215ZM229 100H228V101H229ZM263 100H264V99H263ZM130 101H131V100H130ZM134 101H135V100H134ZM158 101H159V100H158ZM165 101H164V102H165ZM191 101H192V100H191ZM206 101H207V100H206ZM217 101H218V98H217ZM217 101H216V102H217ZM82 102H83V101H82ZM126 102H127V100H126ZM126 102H125V103H126ZM142 102H143V101H142ZM144 102H145V100H144ZM144 102H143V103H144ZM192 102H193V101H192ZM195 102H196V101H195ZM64 103H65V102H64ZM67 103H68V102H67ZM84 103H85V102H84ZM119 103L121 104L120 101H119ZM128 103H129V102H128ZM139 103H141V102L139 101ZM159 103H160V102H159ZM169 103H170V102H169ZM173 103H174V102H173ZM176 103H175V105H176ZM185 103H186V102H185ZM188 103H189V102H188ZM222 103H223V101H220V103H219L220 105H219V108H218V109L220 110L221 113H222V111H221V108H222V107L220 108V106L223 105ZM227 103H228V102H227ZM227 103H226V105H227ZM231 103L229 102V105H231ZM10 104H11V103H10ZM69 104H70V103H69ZM146 104H147V103H146ZM170 104H172V102H171ZM170 104H169V106H167V107H172V106H170ZM183 104H184V103H183ZM191 104H192V103H190V105H191ZM194 104H195V103H193V105H194ZM199 104H200V103H199ZM208 104L210 105V103H208ZM215 104H217V107H218V103H215ZM221 104H222V105H221ZM224 104H225V101H224ZM236 104H235V105H236ZM40 105H42V104H40ZM53 105H54V104H53ZM82 105H83V104H82ZM88 105H89V104H88ZM88 105H87V106H88ZM132 105H134V104H132ZM137 105H138V104H137ZM152 105H153V102H152ZM166 105H167V104H166ZM184 105H185V104H184ZM188 105H189V104H188ZM195 105H196V104H195ZM197 105H198V103H197ZM197 105H196V106H197ZM209 105H208V106H209ZM226 105H225V107L228 106V108H229V105H227V106H226ZM237 105H238V104H237ZM51 106H52V105H51ZM85 106H86V105H85ZM92 106H93V105H92ZM127 106H129V105H127ZM141 106H142V105H141ZM202 106H204V105H202ZM212 106H214V105H212ZM223 106H224V105H223ZM233 106H234V105L232 104V107H233ZM27 107H28V106H27ZM77 107H78V106H77ZM165 107H166V106H164V108H165ZM173 107H174V106H173ZM185 107H186V105H185ZM190 107H191V106H190ZM198 107H199V106H198ZM198 107H197V108H198ZM225 107H223V108H225ZM232 107H230V108H232ZM235 107H237V106H235ZM18 108H19V107H18ZM70 108H71V107H70ZM88 108H89V107H88ZM88 108H87V109H88ZM138 108H140V107H138ZM142 108H143V106H142ZM176 108H177V107H176ZM193 108H194V111H195V109H197V108H195L194 106H192V109H193ZM199 108H200V107H199ZM199 108H198V109H199ZM210 108H211V107H209V109H210ZM223 108H222V109H223ZM228 108H225V109H227L226 111H228ZM233 108H234V107H233ZM237 108H238V107H237ZM237 108H236V109H237ZM125 109H126V108H125ZM170 109H171V108H170ZM170 109H169V110H170ZM178 109H181L180 106H179ZM183 109H187V108H183ZM206 109H207V108H206ZM216 109H217V108H216ZM216 109H214V114H215V110H216ZM234 109H235V108H234ZM238 109H239V108H238ZM80 110H82V109H80ZM88 110H89V109H88ZM92 110H94V109H92ZM141 110H142V109H141ZM160 110H161V109H160ZM165 110H166V109H165ZM165 110H164V111H165ZM167 110H168V108H167ZM181 110H182V109H181ZM181 110H180V112H181ZM223 110H224V109H223ZM229 110H230V109H229ZM18 111H19V110H18ZM37 111H38V110H37ZM131 111H132V110H131ZM131 111H130V112H131ZM137 111H138V109H137ZM173 111H174V109H173ZM175 111H176V110H175ZM198 111H201V110L199 109ZM207 111H209V110L207 109ZM212 111H213V110H212ZM217 111H218V110H217ZM217 111H216V112H217ZM232 111H233V110H232ZM236 111H237V110H236ZM80 112H81V111H80ZM133 112H134V111H133ZM156 112H157V111H156ZM161 112H162V111H161ZM170 112H171V111H170ZM180 112H179V113H180ZM182 112H183V111H182ZM184 112H185V111H184ZM189 112H190V111H189ZM218 112H219V111H218ZM220 112H219V113H220ZM233 112H234L235 115H236V112H235V111H233ZM239 112H240V111H239ZM25 113H26V112H25ZM32 113H33V112H32ZM39 113H43V112L40 111ZM58 113H59V112H58ZM68 113H69V112H68ZM127 113H128V112H127ZM162 113H163V112H162ZM166 113H167V112H166ZM168 113H169V112H168ZM174 113H175V112H174ZM176 113H178V112L176 111ZM195 113H196V112H195ZM198 113H199V112H198ZM204 113H205V110L203 111V114H204ZM221 113H220V114H221ZM223 113H224V111H223ZM223 113L220 115L221 117L224 115ZM227 113H228V112H227ZM234 113H233V115H234ZM237 113H238V112H237ZM86 114H87V113H86ZM131 114H132V113H131ZM134 114H135V113H134ZM136 114H137V113H136ZM171 114H172V112H171ZM180 114H181V113H180ZM180 114H179V115H180ZM184 114H186V113H184ZM199 114H200V113H199ZM199 114H198V115H199ZM201 114H202V113H201ZM201 114H200V115H201ZM207 114H208L207 116H209V113H208V112H207ZM212 114H213V112H212ZM229 114H230V113H229ZM229 114H228V118H229L230 116H232V115H231L232 113H231L230 115H229ZM27 115H28V114H27ZM30 115H31V114H30ZM71 115H72V114H71ZM75 115H76V114H75ZM80 115H81V114H80ZM84 115H85V114H84ZM138 115H139V114H138ZM166 115H167V114H166ZM173 115H174V114H172V116H173ZM177 115H178V114H176V116H177ZM182 115H183V114H182ZM192 115H195V114H194V113L192 114V111H191V116H188V120H187V121H189V122H185L184 127L182 126V127L185 129V130H184L183 128L181 129L182 131L184 130L183 132H186V131H187V127H188L189 125H191V124L194 125L195 122H193V118H195V117H193ZM198 115H197V116H198ZM200 115H199V116H200ZM210 115H211V114H210ZM225 115H226V114H225ZM240 115L242 116V113H241ZM240 115L238 114L237 117L240 116ZM78 116H79V114H78ZM148 116H149V115H148ZM168 116H169V115H168ZM184 116H185V115H183L182 117L184 118ZM197 116H196V117H197ZM207 116H206V118H207ZM211 116H212V115H211ZM214 116H215V115H214ZM218 116H219V114H218ZM218 116H217V117L215 116L216 118H213V119H215V120L218 119ZM220 116H219V117H220ZM34 117H35V116H34ZM87 117H88V116H87ZM134 117H135V116H134ZM134 117H133L132 119H134ZM153 117H154V116H153ZM178 117H179V116H178ZM191 117H193V118L191 119ZM202 117H204V115H203ZM209 117H210V116H209ZM209 117H208V118H209ZM221 117H220V118H221ZM224 117H225V116H224ZM232 117H233V116H232ZM62 118H63V117H62ZM142 118H144V117H142ZM173 118H174V117H173ZM204 118H205V117H204ZM220 118H219V119H220ZM226 118H227V117H226ZM234 118L236 119L235 116H234ZM240 118H241V117H240ZM242 118H244V117H242ZM136 119H137V117H136ZM145 119H146V118H145ZM145 119H144V120H145ZM157 119H158V118H157ZM189 119H191V120H189ZM195 119H196V118H195ZM200 119H201V118H200ZM202 119H203V118H202ZM230 119H231V117H230ZM230 119H229V120H230ZM232 119H233V118H232ZM235 119H234V120H235ZM74 120H75V119H74ZM87 120H88V118H87ZM170 120H171V119H170ZM179 120H181V119H179ZM204 120H205V119H204ZM206 120H207V119H206ZM206 120H205V121H206ZM225 120H226V119H225ZM237 120L241 121L239 118L236 119V121H237ZM136 121H137V120H136ZM195 121H196V120H195ZM201 121H202V120H201ZM205 121H204V122H205ZM211 121H212V120H211ZM213 121H214V120H213ZM216 121H217V120H216ZM63 122H64V121H63ZM140 122H141V121H140ZM176 122H177V121H176ZM192 122H193V123H192ZM196 122H200V120L198 121V118H197V121H196ZM206 122H208V125H209V120H207ZM214 122H215V121H214ZM214 122H213V123H214ZM217 122H218V121H217ZM230 122H232V121H229V123H230ZM67 123H68V122H67ZM151 123H152V122H151ZM170 123H173V122H170ZM215 123H216V122H215ZM215 123H214V126H215ZM219 123H220V121H219ZM221 123H222V122H221ZM221 123H220V124H221ZM225 123H227V121H226ZM225 123H224V124L222 123V124H223L222 127H223L224 125H225V127H226V124H225ZM233 123H234V122H233ZM237 123H238V122H237ZM239 123H240V122H239ZM239 123H238V124H239ZM132 124H133V123H132ZM174 124H176V123H174ZM174 124H173V125H174ZM177 124H178V123H177ZM179 124H181V123H179ZM197 124H198V123H197ZM200 124H201V123H200ZM206 124H207V123H206ZM211 124H212V122H211ZM217 124H218V123H217ZM220 124H218V125H220ZM227 124H228V123H227ZM231 124H232V123H231ZM240 124H241V123H240ZM139 125H140V124H139ZM141 125H143V123H142ZM150 125H151V124H150ZM150 125H149V126H150ZM158 125H159V124H158ZM193 125H192V126H193ZM203 125H205V123H203ZM229 125H230V124H228L227 126L229 127ZM233 125H234V124H233ZM244 125H245V124H244ZM244 125H243V126H244ZM56 126H57V125H56ZM56 126H55V127H56ZM63 126H64V125H63ZM136 126H137V125H136ZM178 126H179V125H178ZM197 126H200V125H197ZM197 126H196V127H197ZM210 126H211V125H210ZM214 126H212V127H214ZM57 127H58V126H57ZM69 127H70V126H69ZM74 127H76V126H74ZM144 127H145V126H144ZM155 127H156V126H155ZM189 127H190V126H189ZM189 127H188V129H189ZM203 127L206 129L205 126H203ZM207 127H208V126H207ZM215 127H216V126H215ZM222 127H218V128H222ZM239 127H240V126H239ZM72 128H73V127H72ZM98 128H99V127H98ZM100 128H101V127H100ZM100 128H99V129H100ZM136 128H137V127H136ZM138 128H139V127H138ZM150 128H151V127H150ZM174 128H175V127H174ZM177 128H178V127H177ZM177 128H175V130H176ZM179 128H181V126H180ZM191 128H192V127H191ZM194 128H195V127H194ZM200 128H201V127H200ZM216 128H217V127H216ZM234 128H235V127L233 126L232 129L234 130ZM236 128H237V127H236ZM240 128H241V127H240ZM240 128H238V129H240ZM192 129H193V128H192ZM195 129H196V128H195ZM195 129H194V130H195ZM205 129H204V130H205ZM208 129H209V127H208ZM211 129H212V128H210L209 131H211ZM213 129H214V128H213ZM213 129H212V132L214 131V133L216 134V131L213 130ZM228 129H229V128H228ZM230 129H231V126H230ZM71 130H72V129H71ZM144 130H145V129H144ZM146 130H147V129H146ZM157 130H158V129H157ZM199 130H201V131H199V132H204V133H205V131H202V129H199ZM224 130L226 131V129H224ZM224 130H222V131L224 132ZM72 131H73V130H72ZM98 131H100V130H98ZM178 131H179V129H178ZM178 131H177V132H178ZM191 131H192V130H190L189 133L194 132V131H192V132H191ZM197 131H198V130H197ZM218 131H219V130H218ZM227 131H229V130H227ZM227 131H226V133H222V134H223V135H224V134L227 135V134L229 133V132L227 133ZM236 131H237V130H235V131H231V132H236ZM94 132H96V131L94 130ZM104 132H105V131H104ZM104 132H103V133H104ZM183 132H182V133H183ZM207 132H208V131H207ZM76 133H77V132H76ZM97 133H98V132H97ZM120 133H121V132H120ZM178 133H180V132H178ZM178 133H177V134H178ZM186 133H187L186 135H188V131H187ZM217 133H218V132H217ZM236 133H237V132H236ZM95 134H96V133H95ZM100 134H101V132H100ZM111 134H112V133H111ZM116 134H117V132H116ZM116 134H115V135H116ZM142 134H143V133H142ZM165 134H166V133H165ZM184 134H185V133H184ZM184 134H183V135L181 134V136H182V140L186 139V138H183V137H184ZM194 134H196V136H197V133H194ZM208 134L210 135V133H208ZM212 134H213V133H212ZM44 135H45V134H44ZM56 135H57V134H56ZM107 135H108V133H107ZM107 135H106V136H107ZM135 135H137V134H135ZM139 135H140V133H139ZM186 135H185V136H186ZM200 135H201V134H200ZM204 135H206V134H204ZM218 135H219V134H217V136H218ZM220 135H221V131H220ZM226 135H225V136H226ZM229 135H230V134H229ZM231 135H235V134L231 133ZM75 136H76V135H75ZM113 136H114V134H113ZM116 136H117V135H116ZM119 136H120V135H119ZM142 136H143V135H142ZM188 136H190V135H188ZM196 136H194V137L197 139ZM202 136H203V134H202ZM245 136H246V135H245ZM98 137H99V136H98ZM138 137H139V136H138ZM186 137H187V136H186ZM198 137H199V136H198ZM204 137H205V136H204ZM209 137H213V136L210 135ZM222 137H223V136H222ZM227 137H228V135H227ZM229 137H230V136H229ZM106 138H107V137H106ZM117 138H119V137L117 136ZM187 138H189V137H187ZM202 138H203V137H202ZM220 138H221V137H220ZM224 138H226V137H224ZM232 138H233V137H232ZM232 138H230V139L232 140ZM258 138H259V137H258ZM262 138H263V137H262ZM262 138H261V139H262ZM114 139H115V138H114ZM130 139H131V138H130ZM142 139H143V138H142ZM180 139H181V138H180ZM190 139H192V138H190ZM196 139H194V140L196 141ZM205 139H206V138H205ZM205 139H204L203 141H205ZM210 139H211V138H210ZM213 139H214V138H213ZM215 139H216V135H215ZM217 139H218V137H217ZM217 139H216L214 142H216ZM238 139H239V137H238ZM244 139H245V138H244ZM51 140H52V139H51ZM56 140H57V139H56ZM192 140H193V139H192ZM197 140H198V139H197ZM199 140L202 141L201 138H200ZM206 140H208V139H206ZM220 140H221V139H220ZM223 140H224V139H223ZM227 140H228V139L226 138L224 141L226 142ZM101 141H102V140H101ZM104 141H105V139H104ZM132 141H133V139H132ZM184 141H185V140H184ZM184 141H183V142H184ZM189 141L191 142V140H187L186 142H189ZM195 141H192L193 144L195 143ZM224 141H223V143H224ZM242 141H244V140H242ZM46 142H47V141H46ZM71 142H72V141H71ZM112 142H113V141H112ZM129 142H130V141H129ZM170 142H171V141H170ZM183 142H182V143H183ZM196 142H197V141H196ZM198 142H199V141H198ZM198 142H197V143H198ZM208 142H209V141H207L206 143H208ZM211 142H212V139H211ZM219 142L222 143L221 141H219ZM227 142H229V140H228ZM238 142H239V140H238ZM260 142H261V141H260ZM263 142H264V139H263ZM101 143H102V142H101ZM109 143H110V142H109ZM113 143H114V142H113ZM161 143H162V142H161ZM200 143H201V142H200ZM200 143H199V144H200ZM203 143H204V142H203ZM212 143H213V142H212ZM244 143H245V142H244ZM129 144H130V143H129ZM199 144H198V145H199ZM201 144H202V143H201ZM201 144H200V145H201ZM204 144H205V143H204ZM204 144H202V146H205ZM217 144L219 145L218 142H217ZM217 144H215V145L217 146ZM224 144H225V143H224ZM224 144H223V145H224ZM238 144H239V143H238ZM139 145H140V144H139ZM145 145H146V144H145ZM165 145H166V144H165ZM182 145H183V144H182ZM187 145H188V148H187V149H189V144L186 143L185 146L187 147ZM190 145H192V143H190ZM195 145H197V144H195ZM208 145H209V147H210V144H209V143H208ZM213 145H214V143H213ZM215 145H214V146H215ZM255 145H256V144H255ZM263 145H264V144H263ZM101 146H102V144H101ZM132 146H133V145H132ZM143 146H144V145H143ZM175 146H176V145H175ZM216 146H215V147H216ZM248 146H249V145H248ZM256 146H257V145H256ZM102 147H103V146H102ZM110 147H112V146H110ZM133 147H134V146H133ZM152 147H153V146H152ZM191 147H192V146H191ZM195 147L198 148L197 146H194L193 148H195ZM205 147H207V146H205ZM211 147H213V146H211ZM217 147H218V146H217ZM217 147H216V149H218ZM162 148H163V147H162ZM181 148H182V147H181ZM213 148H214V147H213ZM243 148H244V147H243ZM263 148H264V147H263ZM103 149H104V147H103ZM111 149H112V148H111ZM175 149H176V148H175ZM185 149H186V148L184 147L183 150H185ZM187 149H186V150H187ZM199 149H200V146H199L198 150H199ZM203 149H204V148H203ZM206 149H207V148H206ZM216 149L214 148V150H216ZM219 149H220V148H219ZM236 149H237V148H236ZM236 149H233V150H236ZM245 149H246V148H245ZM257 149H258V148H257ZM104 150H105V149H104ZM189 150H191V149H189ZM189 150H187V151L191 153V151H189ZM194 150H195V149H194ZM194 150H192V151H194ZM201 150H202V149H201ZM204 150H205V149H204ZM204 150H202V152H203ZM229 150H231V149H229ZM229 150L227 149V152H228ZM233 150H231V151H229V152L233 153V152H234ZM254 150H255V149H254ZM108 151H111V150H108ZM187 151H186V154H188ZM195 151H196V150H195ZM195 151H194V152H195ZM237 151H238V150H237ZM237 151H235V152H237ZM243 151H244V149H243ZM258 151H259V150H258ZM40 152H41V151H40ZM100 152H101V151H100ZM102 152H103V151H102ZM164 152H165V151H164ZM194 152H192V154H194ZM200 152H201V151H200ZM215 152H216V151H214V153H215ZM250 152H251V151H250ZM255 152H256V151H255ZM106 153H107V151H106ZM190 153L188 154L189 157H190V155H191ZM204 153H205V152H204ZM204 153H203V155H204ZM206 153H209V155H212V154H213V153L210 154V153H211L210 150H209V151L206 150ZM223 153H225V151H224ZM238 153L241 154V151H240V152L238 151V152H237V155H238ZM253 153H254V152H253ZM253 153L251 152V154H253ZM100 154H101V153H100ZM103 154H105V153H103ZM180 154H181V153H180ZM186 154H185V155H186ZM195 154H196V153H195ZM199 154H200V153H199ZM201 154H202V153H201ZM226 154H227V153H226ZM229 154H230V153H229ZM234 154H235V153H234ZM242 154H243V153H242ZM257 154H258V153L256 152V154H254V155H257ZM259 154H261V157H262V155H263V157H264V153H263V152H261V153H259ZM46 155H47V154H46ZM203 155H202V156H203ZM237 155L235 154V157H237ZM249 155H250V154H249ZM167 156H168V155H167ZM191 156H193V155H191ZM204 156H205V155H204ZM207 156H208V155H206L205 158H206ZM221 156H223V155H221ZM221 156H220V157H221ZM227 156H228V154H227ZM227 156H226V157H227ZM232 156H233V155H232ZM240 156H241V155H240ZM243 156H247V155H245V153H244ZM243 156H242V157H243ZM157 157H158V156H157ZM157 157H156V158H157ZM159 157H160V156H159ZM195 157H196V156H195ZM208 157H210V156H208ZM228 157H229V156H228ZM228 157H227V158H228ZM252 157H253V156H252ZM254 157H256V156H254ZM258 157H259V156H258ZM263 157H262V158H263ZM184 158H185V157H184ZM190 158H191V157H190ZM201 158H202V157H201ZM205 158L203 157L204 160H205ZM224 158H225V157H224ZM229 158H230V157H229ZM243 158H244V157H243ZM249 158H250V157H249ZM182 159H183V158H182ZM191 159H192V158H191ZM197 159H198V161H201V162H202V159H200V158H197ZM197 159H196V160H197ZM199 159H200V160H199ZM239 159H240V158H239ZM246 159H247V158H246ZM184 160H185V159H184ZM187 160H188V158H187ZM187 160H186V161H187ZM189 160H190V159H189ZM194 160H195V159H194ZM194 160H193V161H194ZM204 160H203V162H204ZM206 160H207V158H206ZM219 160H220V159H219ZM244 160H245V159H244ZM244 160H243V163L245 162ZM247 160H248V159H247ZM247 160H246V161H247ZM250 160H251V159H250ZM160 161H161V160H160ZM165 161H166V160H165ZM170 161H172V160H170ZM221 161H222V160H220V162H221ZM226 161H227V160H225V162H226ZM230 161H231V160H230ZM237 161H238V165H239V160H237ZM237 161H236V162H237ZM240 161H241V160H240ZM248 161H249V160H248ZM178 162H179V161H178ZM188 162H189V161H188ZM195 162H196V161H195ZM222 162H224V161H222ZM234 162H235V161H234ZM236 162H235V163H236ZM256 162H257V161H254V163H253V162H252V163L255 164ZM261 162H262V161H261ZM168 163H169V162H168ZM175 163H176V162H175ZM175 163L173 164V165H175V166H173V167H174V168H173V171H174L175 174H177V175H178V174H181V173L184 174L183 172H184L185 170H188V172H189V171H190L189 169L192 167V166H191V167L188 169V167L190 166V164H189V166H183V165H181L182 161H181V163H180V166H176V164H178V163H176V164H175ZM186 163H187V162H186ZM186 163H185V165H186ZM191 163H192V162H191ZM217 163H218V162H217ZM240 163H241V162H240ZM246 163H247V162H246ZM1 164H2V163H1ZM1 164H0V165H1ZM183 164H184V163H183ZM197 164H198V162H197ZM201 164H202V163H201ZM201 164H200V165H201ZM211 164H212V163H211ZM215 164H216V163H215ZM215 164H214V165H215ZM232 164H233V163H232ZM258 164H259V163H258ZM25 165H26V164H25ZM178 165H179V164H178ZM187 165H188V164H187ZM191 165H192V164H191ZM194 165H195V163H193V166H194ZM198 165H199V164H198ZM238 165L233 164L234 167H231V168H232V169H233V168L235 169V167H237ZM240 165H241V164H240ZM243 165H244V164H243ZM251 165H252V164H251ZM6 166H7V165H6ZM218 166H219V165H218ZM229 166H230V165H229ZM229 166H228V167H229ZM231 166H232V165H231ZM262 166H264V165H262ZM28 167H29V166H28ZM162 167H163V166H162ZM215 167H217V166H215ZM241 167H242V166H241ZM243 167H245V165H244ZM249 167H250V165H249ZM249 167H248V168H249ZM257 167H258V166H257ZM257 167H256V166H251V167L249 168V170H246V169H247V167H246V169H244V170L246 171V174H245V171L242 172L243 169H242L241 171H240V169H239V171L242 172L244 175H247V177H249L251 174H253V172L258 171V170H256ZM260 167H261V165H260ZM93 168H94V167H93ZM103 168H104V165H103ZM103 168H101V169H103ZM163 168H164V167H163ZM171 168H172V167H171ZM237 168H238V167H237ZM237 168H236V169H237ZM30 169H31V168H30ZM104 169H105V168H104ZM109 169H111V168H109ZM192 169H193V168H192ZM228 169L231 170L230 167H229ZM162 170H163V169H162ZM218 170H219V169H218ZM220 170H221V168H220ZM226 170H227V169H226ZM261 170H262V169H261ZM261 170H260V171H261ZM39 171H40V170H39ZM71 171H72V170H71ZM88 171H89V170H88ZM171 171H172V170H171ZM173 171H172V173H174ZM222 171H223V170H222ZM235 171H236V170H235ZM235 171H234V172H235ZM239 171H238V172H239ZM262 171H263V170H262ZM262 171H261V175H262V173L264 172V171H263V172H262ZM98 172H99V171H98ZM111 172H112V171H111ZM186 172H187V171H186ZM190 172H191V171H190ZM217 172H218V171H217ZM231 172H233V170L230 171V173H231ZM236 172H237V171H236ZM236 172H235V173H236ZM95 173H96V171H95ZM114 173H115V172H114ZM158 173H159V172H158ZM160 173H161V172H160ZM160 173H159V174H160ZM193 173H194V172H193ZM197 173H198V172H197ZM215 173H216V172H215ZM227 173H229V172H227ZM258 173H259V172H258ZM6 174H7V173H6ZM66 174H67V173H66ZM100 174H101V173H100ZM104 174H105V173H104ZM104 174H103V175H104ZM112 174H113V173H112ZM201 174H203L202 171H201ZM217 174H218V173H217ZM239 174H240V173H238V175H239ZM243 174H242V176H243ZM255 174H256V172H255ZM263 174H264V173H263ZM30 175H31V174H30ZM69 175H70V174H69ZM90 175H91V174H90ZM164 175H165V174H164ZM186 175H187V173H186ZM199 175H200V174H199ZM215 175H216V174H215ZM228 175H229V174H228ZM228 175H227V176H228ZM233 175H234V174H232L231 176H233ZM87 176H88V175H87ZM110 176H111V175H110ZM114 176H115V174H114ZM160 176H161V175H160ZM165 176H166V175H165ZM171 176H172V175H171ZM178 176H179V175H178ZM178 176H175V177H178ZM206 176H207V175H206ZM234 176H235V175H234ZM259 176H260V175H259ZM106 177H107V176H106ZM108 177H109V176H108ZM151 177H152V176H151ZM179 177H180V176H179ZM236 177H237V175H236ZM247 177H246V181H243L244 178L242 179V181H243V182H247ZM252 177H254V176H252ZM252 177H251V179H252ZM255 177H257V176L255 175ZM262 177H263V175H262ZM82 178H83V177H82ZM93 178H95V177L93 176ZM99 178H100V177H99ZM99 178H98V179H99ZM173 178H174V177H173ZM181 178H183V177H181ZM230 178H231V177H229V180H228V181H230V180L233 181V178H234V177H232V179H230ZM239 178L241 179V177H239ZM239 178H238V181L233 182L232 185H235V183L238 184V183H239ZM249 178H250V177H249ZM108 179H109V178H108ZM111 179H112V178H111ZM111 179H109V180H111ZM117 179H119V177H118ZM175 179H176V178H175ZM178 179H179V178H178ZM178 179H177V180H178ZM200 179H201V178H200ZM205 179H206V178H205ZM235 179H236V178H235ZM235 179H234V180H235ZM251 179H248V180L251 181ZM256 179H257V178H256ZM66 180H67V179H66ZM162 180H163V179H162ZM173 180H174V179H173ZM226 180H227V178H226ZM261 180H262V179H261ZM263 180H264V179H263ZM81 181H82V180H81ZM97 181H98V180H97ZM111 181H112V180H111ZM113 181H114V180H113ZM153 181H154V180H153ZM155 181H156V180H155ZM178 181H179V180H178ZM204 181H206V180H204ZM242 181H241V182H242ZM252 181H256V180L252 179ZM83 182H84V181H83ZM106 182H107V181H106ZM108 182H109V181H108ZM164 182H165V181H164ZM169 182H170V181H169ZM201 182H202V181H201ZM263 182H264V181H263ZM57 183H58V182H57ZM77 183H78V182H77ZM98 183H99V182H98ZM174 183H175V182H174ZM205 183H206V182H205ZM251 183H252V182H251ZM251 183H250V184H251ZM257 183H258V182H256L255 184L258 185L259 183H258V184H257ZM116 184H117V182H116ZM116 184H115V185H116ZM180 184H181V183H180ZM206 184H207V183H206ZM228 184H229V183H228ZM247 184H248V183H247ZM260 184H261V182H260ZM75 185H76V184H75ZM103 185H104V184H103ZM110 185H111V184H110ZM113 185H114V184H113ZM117 185H118V184H117ZM120 185H123V184L120 183ZM125 185H126V184H125ZM239 185H241V184L239 183ZM242 185H243V184H242ZM248 185H249V184H248ZM108 186H109V183H108ZM166 186H167V185H166ZM199 186H200V185H199ZM199 186H198V187H199ZM202 186H204V185H202ZM209 186H210V185H209ZM217 186H218V185H217ZM235 186H236V185H235ZM237 186H238V185H237ZM245 186H246V185H245ZM251 186H252V185H251ZM0 187H1V186H0ZM97 187H98V186H97ZM99 187H100V186H99ZM111 187H112V185H111L110 187H108V188H111ZM116 187H117V186H116ZM124 187H125V186H124ZM174 187H175V186H174ZM192 187H193V186H192ZM219 187H220V186H219ZM241 187H242V186H241ZM255 187H256V186H255ZM263 187H264V185H263ZM68 188H69V187H68ZM112 188H113V187H112ZM120 188H121V187H120ZM120 188H119V191H120ZM194 188H195V187H194ZM61 189H62V188H61ZM167 189H168V188H167ZM169 189H170V188H169ZM217 189H219V188H217ZM76 190H77V189H76ZM76 190H75V191H76ZM81 190H82V189H81ZM96 190H97V189H96ZM116 190H117V188H116ZM199 190H200V189H199ZM215 190H216V189H215ZM220 190H221V188H220ZM226 190H228V191H226V192H229V189H226ZM248 190H249V189H248ZM250 190H251V189H250ZM196 191H197V189H196ZM218 191H219V190H218ZM218 191H217V192H218ZM222 191H224V190H222ZM222 191H221V192H222ZM76 192H77V191H76ZM120 192H122V191H120ZM231 192H232V191H231ZM237 192H240V191L237 190ZM70 193H71V192H70ZM74 193H75V192H74ZM191 193H192V192H191ZM197 193H198V192H197ZM219 193H220V192H219ZM194 195H195V192H194ZM199 195H200V193H199ZM195 197H196V195H195ZM15 214H16V213H15ZM20 214H21V213H20ZM78 214H79V213H78ZM178 215H179V214H178ZM236 215H238V214H236ZM239 216H240V215H238V217H239ZM242 216H243V215H242ZM65 217H66V216H65ZM75 217H76V216H75ZM75 217H74V218H75ZM96 217H97V216H96ZM176 217H177V216H176ZM70 218H71V217H70ZM80 218H81V217H80ZM131 218H132V217H131ZM76 219H78V218H76ZM103 219H104V218H103ZM121 219H122V218H121ZM175 219H176V218H175ZM230 219H231V217H230ZM67 220H68V219H67ZM92 220H93V219H92ZM107 220H108V219H107ZM125 220H126V219H125ZM132 220H133V219H132ZM179 220H180V219H179ZM179 220H178V221H179ZM238 220H239V219H238ZM77 221H78V220H77ZM95 221H96V219H95ZM109 221H110V220H109ZM117 221H118V220H117ZM127 221L130 222L129 220H127ZM175 221H176V220H175ZM180 221H181V220H180ZM207 221H208V220H207ZM243 221H244V220H243ZM243 221H241V223H242ZM75 222H76V221H75ZM87 222H88V221H87ZM89 222H90V221H89ZM100 222H101V221H100ZM122 222H123V221H122ZM122 222H121V223H122ZM128 222H127V223H128ZM233 222H234V221H233ZM245 222H246V220H245ZM174 223H175V222H174ZM177 223H178V222H177ZM207 223H208V222H207ZM210 223H211V222H210ZM212 223H213V222H212ZM215 223H216V222H215ZM247 223H248V222H247ZM52 224H53V223H52ZM116 224H119V223H116ZM167 224H168V223H167ZM243 224H244V223H243ZM103 225H104V224H103ZM129 225H130V224H129ZM131 225H133V224L131 223ZM204 225H205V224H204ZM235 225H236V223H235ZM239 225H242V224H239ZM50 226H51V225H50ZM115 226H116V225H115ZM168 226H170V224H169ZM226 226H227V225H226ZM248 226H249V225H248ZM122 227H123V226H122ZM163 227H164V226H163ZM172 227H173V226H172ZM234 227H235V226H234ZM234 227H233V228H234ZM236 227H238V226H236ZM246 227H247V226H246ZM52 228H53V227H52ZM109 228H110V227H109ZM168 228H169V227H168ZM174 228H175V227H174ZM241 228H242V226H241ZM262 228H263V227H262ZM127 229H128V228H127ZM156 229H157V228H156ZM162 229H164V228H162ZM172 229H173V228H172ZM188 229H189V228H188ZM244 229H245V228H244ZM244 229H242V230H244ZM259 229H260V228H259ZM52 230H54V229H52ZM166 230H168V229H166ZM166 230H165V231H166ZM185 230H186V229H185ZM227 230H228V229H225V232H224V233H227ZM235 230H236V228H235ZM237 230L240 231L241 229H240V228H237ZM246 230H247V229H246ZM246 230H244V231H246ZM248 230H249V229H248ZM250 230H251V229H250ZM162 231H163V230H162ZM162 231H161V232H162ZM201 231H203V230H201ZM209 231H210V230H209ZM223 231H224V230H223ZM232 231H233V230H232ZM42 232H43V231H42ZM186 232H187V231H186ZM186 232H185V233H186ZM191 232H192V231H191ZM204 232H205V231H204ZM217 232H221V230H220V231H217ZM252 232H253V231H252ZM165 233H166V232H165ZM165 233H164V234H165ZM174 233H175V232H174ZM212 233H213V232H212ZM215 233H216V232H215ZM222 233H223V232H222ZM236 233H237V232H236ZM239 233H240V232H239ZM241 233H242V231H241ZM241 233H240V234H241ZM257 233H258V232H257ZM59 234H60V233H59ZM172 234H173V233H172ZM189 234H190V233H189ZM192 234H194V232H193ZM202 234H203V233H202ZM202 234H201V235H202ZM220 234H221V233H220ZM227 234H228V233H227ZM237 234H238V233H237ZM243 234H244V233H243ZM122 235H123V234H122ZM161 235H162V234H161ZM161 235H160V236H161ZM204 235H205V233H204ZM252 235H253V234H252ZM168 236H169V235H168ZM168 236H165V237H168ZM183 236H184V235H183ZM214 236H215V235H214ZM214 236H213V237H214ZM224 236H225V235H224ZM242 236H243V235H242ZM105 237H106V236H105ZM113 237H114V236H113ZM118 237H119V236H118ZM162 237H163V236H162ZM199 237H200V236H199ZM211 237H212V236H211ZM243 237H244V236H243ZM246 237H247V236H246ZM259 237H260V236H259ZM169 238H170V236H169ZM178 238H179V237H178ZM180 238H183V237H180ZM190 238H191V237H190ZM220 238H221V237H220ZM228 238H229V237H228ZM236 238H237V237H236ZM240 238H241V237H240ZM244 238H245V237H244ZM247 238H248V237H247ZM166 239H167V238H166ZM170 239H171V238H170ZM183 239H185V238H183ZM183 239H181V240H183ZM188 239H189V237H188ZM205 239H206V238H205ZM213 239H214V238H213ZM224 239H225V238H224ZM242 239H243V238H242ZM258 239H259V238H257V241H258ZM186 240H187V239H186ZM186 240H185V241H186ZM189 240H190V239H189ZM230 240H231V239H230ZM249 240H250V239H249ZM255 240H256V238H255ZM57 241H58V240H57ZM185 241H183V242H185ZM190 241H191V240H190ZM215 241H216V240H215ZM242 241H244V240H242ZM177 242H180V241H177ZM183 242H182V243H183ZM186 242L188 243V241H186ZM186 242H185V243H186ZM233 242H234V241H233ZM244 242H245V241H244ZM209 243H210V242H209ZM215 243H216V242H215ZM229 243H230V242H229ZM253 243H254V242H253ZM257 243H258V242H257ZM63 244H64V243H63ZM188 244H189V243H188ZM192 244H193V243H192ZM211 244H212V243H211ZM143 245H144V244H143ZM155 245H156V244H155ZM212 245H214V244H212ZM242 245H244V243H242ZM259 246H260V245H259ZM154 247H155V246H154ZM76 248H77V247H76ZM151 248H152V247H151ZM235 248H236V247H235ZM136 249H137V248H136ZM155 249H156V248H155ZM248 249H249V248H248ZM254 249H255V248H254ZM145 250H146V249H145ZM176 250H177V249H176ZM222 250H224V249H222ZM234 250H235V249H234ZM136 251H137V250H136ZM140 251H141V250H140ZM149 251H150V250H149ZM151 251H152V249H151ZM154 251H155V250H154ZM159 251H160V250H159ZM161 251H162V250H161ZM165 251H166V250H165ZM249 251H250V250H249ZM261 251H262V250H261ZM172 252H173V251H172ZM175 252H178V251H175ZM181 252H182V251H181ZM184 252H185V251H184ZM233 252H234V251H233ZM52 253H53V252H52ZM161 253H162V252H161ZM164 253H165V252H164ZM187 253H189V252H187ZM263 253H264V252H263ZM166 254H167V253H166ZM172 254H173V253H172ZM183 254H184V253H183ZM238 254H239V253H238ZM167 255H168V254H167ZM169 255H171V254L169 253ZM191 255H192V254H191ZM132 257H133V256H132ZM212 257H213V256H212ZM212 257H211V258H212ZM253 257H254V256H253ZM62 258H63V257H62ZM216 258H217V257H216ZM229 259H230V257H229ZM243 259H244V258H243ZM48 260H49V259H48ZM133 260H134V259H133ZM192 260H193V259H192ZM216 260H217V259H216ZM230 260H231V259H230ZM129 261H130V260H129ZM198 261H199V260H198ZM218 261H219V260H218ZM222 261H223V260H222ZM226 261H227V260H226ZM228 261H229V260H228ZM263 261H264V260H263ZM140 262H141V261H140ZM203 262H204V261H203ZM206 262H207V261H206ZM230 262H232V261H230ZM230 262H229V263H230ZM166 263H168V262H166ZM212 263H213V262H212ZM85 264H86V263H85ZM88 264H89V263H88ZM132 264H133V263H132ZM175 264H176V263H175ZM206 264H207V263H206ZM218 264H223V263L220 262V263H218ZM232 264H233V263H232Z\"/></svg>",
  "mask_w": 264,
  "mask_h": 264
}]
</instances>
